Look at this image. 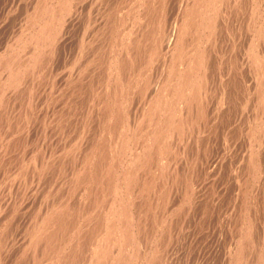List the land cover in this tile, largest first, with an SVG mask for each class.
Wrapping results in <instances>:
<instances>
[{
    "label": "bare ground",
    "instance_id": "bare-ground-1",
    "mask_svg": "<svg viewBox=\"0 0 264 264\" xmlns=\"http://www.w3.org/2000/svg\"><path fill=\"white\" fill-rule=\"evenodd\" d=\"M74 1H78V5H77V2H74ZM93 1V0H92ZM168 1V0H167ZM178 1V0H177ZM185 1V0H184ZM183 0H182V2H184ZM262 1H264V0H262ZM31 2H34V3H32V5H31V7H32V10H34L33 12H32V14H31V12L30 13H28L27 15V20H26V24H25V27H24V25H23V23H21L22 25H23V28H24V30H23V28L22 29H20L19 28V30H20V32L17 34L18 35V39H20L19 41L20 42H18L19 43V45L20 46H22V44L24 45V44H26V48L28 49V51H29V58H28V56H27V58L26 59H23V60H20L19 61V56H21V55H19V53H16L15 51H13L14 49H16V46L15 47H13L12 49V51L13 52H11L10 53V55H12L13 54V56H8L9 54H7L6 52H8L9 53V51H8V48H10V47H8L7 48V51H5V53L7 54V55H2V56H0V57H2L0 60V67L2 66V67H4L5 65V68H6V74H4L5 75V78H4V80L2 81V80H0V95L2 94L3 96H4V85H6L10 90H11V87H12V89H13V92H14V89H17L16 88V85L18 84V83H20V85H21V82H22V80L24 79V77L26 76H28V75H30V77L28 76V78H30V80H31V78L33 77V75H32V73L34 72L33 70L34 69H36V71L37 72H35V74L38 76V78H39V74H40V72L42 71V69L45 67V64L47 65V63H46V60H47V58L48 57H51L50 55V52L52 53V48L53 47H55V46H53V44L55 45V42H56V38L58 37L57 35H58V33H59V31H60V29H61V26H63V25H61V24H63L62 22V20H63V17H64V15L67 13H70L71 11H73L74 9H76V6H79V7H82L81 9H83V7L85 6V4H86V2H85V0H34V1H31ZM110 2H111V0H110ZM159 2L160 1H158L157 2V0H112V2L111 3H109V0L108 1H106V4H111V7H107L108 9V11L106 12V13H103L104 14V17L102 18V20L104 19V21L106 22V26L109 28V35H108V38H109V40H111L112 42H114V43H116V45L114 46V47H117V45H118V52L117 53H115V52H113L112 51V53H113V55L110 57V58H108V56H109V54H107L108 52H105L106 54H107V58H108V60H106V61H104V62H102V60H104V59H101V58H99L98 57V59H96V60H92L93 59V57L91 56V60H92V65H94L95 66V63L97 62V61H99L100 59V61L98 62L99 63V65H103L102 67H104L103 69H104V71H102L101 73H103L104 72V74H102V75H104L103 76V78L101 79V83H99L98 82V79H99V77L97 78V82L100 84V86L99 87H101L102 88V90H101V88L99 89V87H98V85H96L95 84V81L93 82L94 84H93V87H95L94 89L92 88V89H90V94H96V90H98V91H101V92H99L98 94V97L96 98L97 99V106H95V107H100L101 109H102V113L104 114H102L103 115V122L101 121L100 123H101V125L103 126V128H105L106 130V132H105V134H106V136H105V134H103V133H101L102 134V136H105V138H103L102 136V139H98V141L97 142H95V143H93V144H91L90 143V151H93V150H91L92 148H95V147H93V146H96L97 148H99V146H101V145H107L106 146V148H105V150H101V148H100V150H97L96 151V149L97 148H95L94 149V151H93V153L92 152H90L88 149H85L84 151L86 152L87 150L90 152V153H92L91 155H87V157H82V155H83V153H81L82 155H80V159L81 158H85V159H83V160H85V163H84V165L82 166V170H80V171H82L81 173H79L78 171H77V169H78V167H77V169L75 170V171H77L78 173V175L74 178L73 177V179L75 180V182L73 183V184H75L76 185V187H75V191H73L72 190V187H71V185L69 186L70 188H71V193H72V195H74V202H76L75 204H70L69 202L71 201L72 202V200H69V197H71V198H73V196H71L70 194L71 193H68L69 195H68V200H67V195H65L66 196V198H65V196H64V198H63V200H59V201H56L55 199H54V197H56L55 196V194L57 193V192H55L54 193V191L53 192H51V189H49L48 190V188H44V189H46L47 191H46V193L44 192L43 194H42V196L39 198V202H38V206H36L35 204V208H34V210H33V208H32V210H30L31 212L30 213H28L29 214V216H27V218L26 219H24L23 221H22V224H23V227H20L22 230L21 231H19V232H21L20 233V238H19V242H21V243H19V245H20V248L18 247V253H19V255H21V257L23 256V258H25V259H23V260H27L28 262H29V264H74V263H78L79 261H80V259H79V261H77V257L79 256L80 258L82 257V256H85L86 254L85 253H87V252H82V251H84V250H86V248H87V251H89V249H90V254H89V257H90V264H146L147 262L149 263L150 262V264H153V259H155V258H157V263L159 264V262L162 260V259H160V256H161V254H162V252L163 251H165V248L167 249V247H168V245L166 246V245H162V243H164V239H163V236H161L160 235V237L162 238V240H163V242L161 243L160 241H159V244H158V240L159 239H156V241L155 242H157L155 245H154V247H153V249L151 248V250L149 251V249H150V245L154 242V240L152 239L153 238V236L155 237V234H157V230L156 229H158L159 230V228L161 227V228H163L164 227V224L163 223H165V218H163V216L165 217V214L162 216L161 214H163L162 213V209L160 208V211H158V213L159 214H157L156 213V211H155V208L157 207V209L159 208V207H161L163 204V210H164V207H169L171 204H169V206H165V202H167L171 197H170V193H171V195H172V193H174L175 194V192H177L178 190H181V189H176V185H174V187L173 188H175V189H173L172 190V185L174 184V180L176 179V177H175V175H177V177H178V173H177V168H178V166H180L181 168H182V170H181V172H182V174H181V177L180 178H182V177H184V179H186V184H185V186H184V191H183V193H182V195H180L179 196V199L178 200H181V205H180V207L182 206H185V209L184 208H182L183 210H182V212H184L185 211V213H187V214H189L190 216L189 217H192V219H194L193 220V222H194V227H196V225H197V227H198V224H203V226H204V223H205V221H206V219L207 218H209V216H211L210 215V212L208 211V209H204V214H205V211H206V213L207 214H205L204 216L205 217H201V215L203 216V213L201 214V209H203V208H208L207 207V203H210L209 201H213V200H219L220 199V197H221V195L226 191V189L228 188H232V190H233V194H231V197H232V199H233V201L234 202H236V200H239L240 201V203L237 205V206H240V208H238L239 209V211H237V213H238V215H236V217H234L233 218V213L231 214V215H229V216H231L232 218H230L229 216L228 217H226L227 219L228 218H230V219H228V222H227V224H225V227H224V229H225V231H227L228 232V225H230V224H232V223H230V221L232 222V220L231 219H233V221H235V225H234V232L235 233H233V234H235L236 236H233V235H224L223 234V236H225V237H223L222 236V234L221 235H219V237L217 236V237H215L214 239H213V241H214V243L215 242H217V244L218 245H216V248H218V249H220V246L221 247H223V253H224V256L225 255H227L228 256V261H229V264H264V225H262L261 223L262 222H264V221H262L261 222V220H260V224H259V228L260 229H257V227H256V225H255V222L254 221H256L257 220V218L255 219L254 217L256 216L255 215V213H256V211H257V206H256V204L257 203H255V200L258 202L259 201V199H258V197H260V198H263L264 199V180H263V184H261V186H259L260 187V190H259V194H256L255 193V200H254V203H253V196H252V193H253V190L257 187V185H259V184H257L256 186H255V181L259 178V168H260V160L262 159V157H261V159H259V155H252L250 158H247V161H246V163L244 164V167H242V169H241V167H240V169L237 171V172H235V170H234V172L232 171L233 170V168H234V165H235V167H236V163L233 165V163H234V161H233V163H232V166H233V168H232V166H231V168H232V170L231 171H229V172H231L232 173V175H231V177H230V180L232 181L231 182V187L229 186V183H228V180H227V184H226V181L224 182V179L223 180H221V179H219V178H216L217 177V175L219 174V176H220V167L222 166V164H224L222 161H224V159L225 158H227V157H225V155H223V154H217V153H215V154H213L212 152H210V154L209 155H207V156H205V154L204 155H198V154H196V157L195 156H193L194 158H192V162H187L188 164L190 163H192L193 164V162H194V165L195 164H197L196 162H198V164H200L201 166L200 167H202V165H204V167L206 168V170L205 171H203V173H199V170H197L198 168H199V165H198V168L197 167H195V166H190L189 167V165H187L186 164V160H188L189 158L188 157H186V159H182L181 157H183V155H185V154H183L182 155V153H186V149L185 148H187V145H188V138H187V134L191 131V130H193V129H195V128H198V127H200V123L204 120H206L205 119V116L207 117V115L208 114H210L209 112H208V114H207V109L209 108H207L206 106H207V103L205 102V99H206V93H207V88H209L210 86L209 85H207V83H208V79L210 78V77H208V74H207V71H208V66H209V64L211 65V66H213L214 64L211 62V60L209 61V59H210V57H211V54H214V57H220V53L219 52H221L222 50H220L219 49V52L217 53L215 50L216 49H218V46L217 45H215V46H217V48H215L214 49V51H215V53H217L218 54V56H215V53H211V52H208V50H209V46H208V44H207V42H210L209 40H211V42H212V40L216 37H214V35L216 34V32L220 29V26H221V24L219 23V21L218 20H222V19H220V17H221V15L223 14L224 15V10H223V12L224 13H222L221 14V11H222V9H221V7L223 6V7H225V11L227 12V11H229V15L231 14V13H235V11H236V13L238 12H245V11H249L248 12V14H249V16L251 15V13L250 12H252V25L251 26H253V29H254V33H255V37L254 38H256V37H258L260 40H261V38H264L262 35V28H264V26L262 25V24H260L259 25V23H257L259 26L256 28L255 27V22H254V20H257L261 15L260 14H262V12H261V10H260V16L257 18V19H255L257 16H255L256 15V11H257V8H258V5L257 4H259V3H257V1L255 2V0H254V2H253V4H250V1H249V3H248V0H191L190 2H189V0H188V2L187 1H185L184 3V5H182V9H181V12L178 14L179 15V17L180 18H175V20L176 21H173L172 20V22L170 23L169 22V26H168V28L167 29H165L164 28V31L166 32L167 31V38L166 39H164V40H161L162 39V37H158V38H156L157 37V35H159L160 34V32H161V30H160V25H164V23H163V19H164V17H166V16H163L162 14L165 12H159L160 11V9L158 8V6L156 5V4H159ZM163 2H165V0L163 1ZM170 2H172L171 0H170ZM174 2H175V0H174ZM180 2V1H179ZM25 3V2H24ZM98 3H99V1H98ZM165 3H167V2H165ZM169 3V2H168ZM167 3V4H168ZM248 3V4H247ZM252 3V2H251ZM261 3V2H260ZM31 4V3H30ZM100 4H102V3H100ZM99 4V5H100ZM129 4V6H128V8L130 9V11L128 10L127 11V8H126V10H125V8H124V12H122L121 10H120V12L119 13H116L118 10V6H124V5H128ZM178 4V3H177ZM264 3H261V5H263ZM89 5V4H88ZM87 5V6H88ZM97 5V4H96ZM103 5V4H102ZM163 4L161 3V6H162ZM180 4H179V6H181ZM225 5V6H224ZM98 6V5H97ZM101 6V5H100ZM161 6H160V8H161ZM168 6H170V4H168ZM25 7V6H24ZM78 7V8H79ZM131 7H132V10H131ZM165 7V6H164ZM164 7H162L161 8V10L164 8ZM167 7V6H166ZM178 7V6H177ZM85 8V7H84ZM89 8H90V6H89ZM88 8V9H89ZM98 8H99V6H98ZM101 8H102V6H101ZM140 8H145V14L143 15L144 17H141L140 19H142V18H146V20H144V21H142V22H147V25H146V23H145V25L147 26V30H149V31H152L151 30V28L152 29H154V31L158 28V26H159V28L156 30V34H154V36H153V33H151L152 34V36H151V34L149 33V31H147L148 32V34H149V36H146V32H145V30H143V28H141L140 30L142 31H140V30H138V31H134V32H136L135 33V35H133L134 33H132V32H129V31H131V30H128L129 28H128V26L126 25V24H132L133 26H134V21H135V19H136V17H135V19H133V15H134V13L136 12V10L138 11V9H140ZM260 8V7H259ZM80 9V10H81ZM100 9V8H99ZM106 9V8H105ZM119 9H121V8H119ZM164 9H166V8H164ZM167 9H169V8H167ZM178 9V8H177ZM263 9H264V7H263ZM26 10V9H25ZM31 10V11H32ZM115 10H117L116 12H115ZM175 10H176V8H175ZM235 10V11H234ZM83 11H84V9H83ZM104 11H106V10H104ZM103 11V12H104ZM132 11H135L133 14H132V17H129L130 19L132 18V21H128V17H125V15L126 14H128V16L130 15L129 13L130 12H132ZM140 11V10H139ZM144 11V10H143ZM163 11V10H162ZM173 11V10H172ZM259 11V10H258ZM22 12V11H21ZM28 12V11H27ZM66 12V13H65ZM109 12V13H108ZM63 13H65L64 15H63ZM77 13V11L75 12V14ZM80 13V12H79ZM96 13V12H95ZM94 13V14H95ZM98 13V12H97ZM162 13V14H161ZM237 13V14H238ZM74 14V15H75ZM81 14V13H80ZM89 14V13H88ZM177 14V13H176ZM226 14V13H225ZM236 14V15H237ZM243 15H244V13H242ZM21 15V14H20ZM63 15V16H62ZM93 15V14H92ZM96 15V14H95ZM135 15H136V13H135ZM227 15H228V13H227ZM235 15V14H234ZM234 15H230V16H234ZM245 15H246V13H245ZM23 16V15H22ZM116 16H117V18L118 19H115L116 18ZM173 16V15H172ZM238 16V15H237ZM247 16V15H246ZM72 17V16H71ZM81 17V16H80ZM96 17V16H95ZM223 17V16H222ZM225 17H227L228 18V16H225ZM224 17V18H225ZM239 17V16H238ZM243 18H244V16H242ZM241 17V18H242ZM26 18V17H25ZM170 18V17H169ZM169 18H168V20H169ZM219 18V19H218ZM231 18H234V17H231ZM236 18V17H235ZM262 18V17H261ZM71 20L73 19V18H70ZM91 19H94V17L93 18H91ZM178 19V20H177ZM248 19H250V17L248 18ZM247 19V20H248ZM66 20V19H65ZM95 20H97L96 18H95ZM165 20H166V18H165ZM224 20V19H223ZM233 20V19H232ZM232 20H230V23H233L232 22ZM240 20V19H239ZM261 21H262V19H260ZM25 21V20H24ZM23 21V22H24ZM98 21H100V20H98ZM103 21V22H104ZM225 21V20H224ZM243 21H245V22H247L246 20H243ZM243 21H242V23H243ZM250 21V20H249ZM248 21V22H249ZM90 22V21H89ZM88 22V23H89ZM97 22V21H96ZM129 22V23H128ZM141 22V23H142ZM223 22V21H222ZM228 22V21H227ZM235 22H236V20H235ZM237 22H238V20H237ZM248 22H247V24H248ZM71 23V22H70ZM98 23V22H97ZM136 23H138V21L136 20ZM163 23V24H162ZM225 23V22H224ZM239 23V22H238ZM262 23V22H261ZM96 24V23H95ZM104 24V23H103ZM239 24H241V22L239 23ZM247 24H245V23H243V25H246V27H247ZM263 24H264V22H263ZM97 25V24H96ZM100 25V24H99ZM132 25H131V27H132ZM141 25V24H140ZM250 25V24H249ZM92 26H95V25H92ZM101 26V25H100ZM100 26H99V28H100ZM138 26V25H137ZM222 26H223V24H222ZM221 26V27H222ZM102 27V26H101ZM103 27H105V26H103ZM129 27H130V25H129ZM131 27H130V29H131ZM139 27H141V26H139ZM144 27V26H143ZM227 27V26H226ZM232 27V26H231ZM245 27V26H244ZM244 27H242L241 26V28H244ZM250 27V26H249ZM96 28H98V27H96ZM106 28V27H105ZM123 28V30H125L126 28H128L127 30H128V32L127 33H123V31L121 30ZM138 28V27H137ZM163 28V27H162ZM237 28V27H236ZM101 29V28H100ZM103 29V28H102ZM107 29V28H106ZM132 29H134V28H132ZM223 29H224V27H223ZM226 29H229V28H226ZM238 29V28H237ZM240 29V28H239ZM238 29V30H239ZM25 30H27V34H24V31ZM59 30V31H58ZM89 30V29H88ZM95 31L97 30L98 31V29H94ZM121 30V31H120ZM232 30H233V28H232ZM236 30V29H235ZM241 30H243V29H241ZM23 31V32H22ZM96 31V32H97ZM99 31H102V30H99ZM139 31L141 32V33H139ZM153 31V32H154ZM223 31H225V30H223ZM234 31V30H233ZM237 31V30H236ZM244 31H247V30H244ZM23 33V36L22 35H20V34H22ZM96 32H95V34H96ZM103 32V31H102ZM102 32H101V34H102ZM118 32H119V35L118 36H115L116 34H118ZM164 32V33H165ZM221 32H222V30H221ZM230 32V31H229ZM235 32V31H234ZM238 32V31H237ZM237 32H236V34H237ZM94 33V32H93ZM155 33V32H154ZM219 33V32H218ZM223 33V32H222ZM242 33H243V31H242ZM245 33V32H244ZM90 34V33H89ZM89 34L87 33L86 34V36L88 37L89 36ZM100 34V33H99ZM99 34H98V32H97V35L99 36ZM125 34H127L128 35V41L129 40H131V41H129L130 43H127L128 41L127 40H125L124 38H123V35H125ZM131 34L133 35V38H130L131 37ZM229 34H231V33H229ZM236 34H233L234 35V37L235 38H237V35ZM240 34V33H239ZM252 34V33H251ZM16 35V36H17ZM94 34H91V36H93ZM97 35H94V37L96 36L97 37ZM161 35V34H160ZM159 35V36H160ZM225 35V34H224ZM233 35H232V37H233ZM236 35V36H235ZM243 35V34H242ZM11 36V35H10ZM21 36V37H20ZM102 36H103V34H102ZM106 36H107V33H106ZM163 36H164V34H163ZM222 36H223V34H222ZM244 36H247V35H244ZM23 37V38H22ZM90 37V36H89ZM100 37V36H99ZM98 37V38H99ZM104 37V36H103ZM124 37H126V35L124 36ZM141 37H142V39L144 40V39H150L151 40V42L150 43H148V41L146 42V44L148 43V45H149V47H148V49L146 50L145 49V52H146V57H145V59L144 58H141L140 56H138V55H136V53H137V51H139V50H141L140 51V53L139 54H142V52H143V50L141 49L142 47H141V45L142 44H145V40L143 41L142 39H141ZM214 37V38H213ZM218 37H221V35L219 34V36ZM224 37H227V36H224ZM231 37V36H230ZM239 38H240V36H238ZM248 37V36H247ZM13 38V37H12ZM22 38V39H21ZM102 37H100V39H101ZM105 38V37H104ZM203 38H205L206 39V44H207V47L208 48H206V46L205 47H202L201 45H202V43L204 44L205 43V39H203ZM217 38V37H216ZM223 38V37H222ZM251 38H253V36H251ZM11 39V38H10ZM221 39V38H220ZM224 39V38H223ZM230 39H233V38H230ZM241 39V38H240ZM243 36H242V41H243ZM245 39H247L246 37H245ZM8 40V39H7ZM15 40H16V37H15ZM91 40V39H90ZM90 40H88L89 42H90ZM94 40V39H93ZM92 40V41H93ZM102 40H103V38L101 39V42H102ZM105 40V39H104ZM141 40L143 41V42H141ZM201 40H203L202 41V43H201ZM216 40H218V38L216 39ZM225 40H227V41H230V40H228V39H225ZM237 40V39H236ZM235 40V41H236ZM252 40V39H251ZM255 41H257L256 39H254ZM10 41V40H9ZM22 41V42H21ZM55 41V42H54ZM87 41V42H88ZM120 43H119V42ZM127 41V42H126ZM221 41V40H220ZM224 41V40H223ZM226 41V43H228ZM233 42V40H232V43L231 44H233V45H235L234 43H238V41H236V42ZM54 42V43H53ZM88 42V43H89ZM107 42V41H106ZM111 42V43H112ZM166 43L165 45L167 46V47H171V49H170V51H169V53H168V57H166V55H165V53H164V55L162 56V63H161V61H160V63L162 64V65H160L159 67L161 68V70H159V73L157 74V75H159V76H157L156 75V77H155V80H151V79H149V76L146 78L145 76L147 75H145V72L147 71L146 69L150 66V63H154V55H156L158 52L157 51H159V49L158 48H160L161 49V45H162V43ZM225 42V41H224ZM245 42V41H244ZM243 42V43H244ZM8 43V42H7ZM10 43V42H9ZM97 44H98V42H96ZM96 43H95V45H96ZM100 43V42H99ZM111 43H109V45L111 46ZM113 43V44H114ZM236 43V44H237ZM248 43H250V42H248ZM251 43H252V41H251ZM260 44L259 45H261V43L262 42H259ZM15 44V43H14ZM102 44H103V42H102ZM157 44V45H156ZM210 44V43H209ZM217 44H219L218 42H217ZM224 44V43H223ZM241 43H239V45H240ZM257 44H258V41H257ZM263 44H264V42H263ZM263 44H262V47L261 48H263L264 46H263ZM88 45V44H87ZM91 45H93V44H91ZM95 45L93 46V51H94V49H97L99 46H100V44H99V46L97 47V48H95ZM164 45V44H163ZM221 45V44H220ZM242 45V44H241ZM248 45V44H247ZM250 45V44H249ZM253 45H255V44H253ZM258 45V46H259ZM13 46V45H12ZM113 46V45H112ZM111 46V47H112ZM159 46V47H158ZM222 46H225V45H222ZM227 46V45H226ZM257 45H255V46H252L251 45V47L249 46V48L252 50V48L254 47H256ZM258 46H257V48H258ZM22 47H24V46H22ZM21 47V48H22ZM88 47H89V45H88ZM106 47V46H105ZM146 47V48H147ZM158 47V48H157ZM165 47V46H164ZM213 47V46H212ZM212 47L210 48V49H212ZM232 47H234V46H232ZM237 47H238V45H237ZM240 47H242V46H240ZM21 48H20V50H21ZM25 48V47H24ZM90 48V47H89ZM100 48V47H99ZM98 48V49H99ZM109 48V47H108ZM223 49H225V48H228V47H222ZM229 48H230V46H229ZM229 48H228V50H229ZM242 48H244V47H242ZM261 48H259L260 50H261ZM11 49V48H10ZM23 49V48H22ZM87 49V48H86ZM97 49V51H99ZM101 49V48H100ZM104 49H106V48H104ZM112 49V48H111ZM110 49V50H111ZM164 49H166V48H164ZM231 49H233V48H231ZM245 49V48H244ZM246 49H248V48H246ZM256 49V48H255ZM259 49H258V51H259ZM5 50V49H4ZM3 50V51H4ZM18 50V45H17V49H16V51ZM55 50V49H54ZM85 50V49H84ZM115 50V49H114ZM226 51H227V49H225ZM224 50V51H225ZM235 50V49H234ZM241 50V48L239 49V51ZM249 50V49H248ZM247 51L248 53H251L252 55H249V57H251V56H253L252 57V59L251 58H249L248 57V59H251V61L252 60H254V61H252V62H254L255 63V65H257V67L254 65V67H256L257 68V74H253L252 72V74H253V78L256 76V79H254V80H257V79H261V78H263V72H264V59H262L261 58V56L260 55H263V54H260L259 52L257 53V52H255V51ZM263 50H264V48H263ZM3 51H1V52H3ZM25 51V50H24ZM86 51V50H85ZM85 51H84V53H85ZM87 51H89V56H90V49L88 50L87 49ZM115 51H117V49L115 50ZM132 51V52H131ZM210 51V50H209ZM212 51V50H211ZM22 52H23V50H22ZM82 52V51H81ZM160 52H161V50H160ZM165 52H166V50H165ZM213 52V51H212ZM223 52V51H222ZM237 52V51H236ZM244 52V51H243ZM243 52H242V54H243ZM83 52H82V55L84 54ZM87 54H88V52H86ZM92 53V52H91ZM94 53L96 54V51H94ZM94 53H92L93 54V56H95V54ZM105 53H104V55H105ZM167 53V52H166ZM228 53V52H227ZM227 53H224V57L227 55ZM231 53V52H230ZM234 53V52H233ZM232 53V54H233ZM241 53V52H240ZM4 54V53H3ZM50 54V55H49ZM76 54H78L79 55V53L78 52H76ZM87 54H85V55H87ZM91 54V55H92ZM99 54H102L101 52L99 53ZM138 54V53H137ZM144 54V53H143ZM143 54L141 55V56H143ZM162 54V53H161ZM216 54V55H217ZM222 54V53H221ZM229 54V53H228ZM1 55V54H0ZM104 55H102L103 56V58H104ZM234 55V54H233ZM232 55V63L231 64H233L234 62H236L235 61V55L233 56ZM238 55H240L239 53H238ZM244 55H246V58H247V56H248V54H244ZM24 56H26V55H24ZM88 56V57H89ZM96 56H97V54H96ZM99 56V55H98ZM102 56H100V57H102ZM153 56V57H152ZM227 56H229L230 57V54L229 55H227ZM82 57V56H81ZM158 57V56H157ZM223 57V55H222V58H224ZM257 57V58H256ZM52 58V57H51ZM50 58V59H51ZM73 59L74 58H76V57H74V55H73V57H72ZM97 58V57H96ZM256 58V59H255ZM21 59H22V57H21ZM77 59V58H76ZM160 59V60H161ZM227 59H228V57H227ZM227 59H225V60H227ZM81 60H83V62H85L84 61V59H81ZM217 60V59H216ZM220 60H222V59H219V60H217V61H219L220 62ZM229 60V59H228ZM230 60H231V57H230ZM234 60V61H233ZM50 61V60H49ZM88 62L90 61L89 59L87 60ZM86 61V62H87ZM213 62H215L214 60H212ZM242 61V60H241ZM244 61H245V59H243V67H244V65H246V63L244 64ZM1 62H3V64L1 63ZM48 62V61H47ZM82 62V63H83ZM87 62V63H88ZM224 62V61H223ZM249 62V61H248ZM7 63V64H6ZM49 63V62H48ZM81 63V62H80ZM91 63H88V64H91ZM218 63V62H217ZM225 63H227V62H225ZM225 63H223V65H225ZM240 64H241V62H239ZM66 64H67V62H66ZM158 64V63H157ZM213 64V65H212ZM220 64H222V63H220ZM235 64H237V62L236 63H234V65L232 66V67H234L235 68ZM249 64V63H248ZM79 65V64H78ZM82 65H84L85 66V64H82ZM92 65H90V66H92ZM97 65V64H96ZM222 65V66H223ZM227 65V64H226ZM225 65V66H226ZM90 66H88V67H90ZM93 66V68L94 69H96V68H99V67H97L96 66V68ZM218 65H216V67H217ZM248 66H250V65H248ZM247 66V67H248ZM1 67V68H2ZM83 67V66H82ZM151 67V66H150ZM210 67V66H209ZM219 67V66H218ZM228 67L229 66H227L226 68H227V71H228ZM241 67H242V64H241ZM246 67V68H247ZM48 68H49V66H48ZM48 68H46L47 70H48ZM56 68H57V66H56ZM77 68V67H76ZM90 68H92V67H90ZM211 68V67H210ZM226 68H224V69H226ZM237 68V67H236ZM256 68H255V71H256ZM79 69H83V68H79ZM86 69V68H85ZM84 69V70H85ZM100 69H101V67H100ZM221 69V68H220ZM241 70L243 69V68H240ZM248 69V68H247ZM253 69V68H252ZM252 69H250V70H252ZM44 70V69H43ZM46 70V71H47ZM91 70V69H90ZM153 69H151V71H152ZM216 70L218 71L219 69H217L216 68ZM230 67H229V73H230ZM236 72V74L238 73L237 71V69H234ZM49 71V70H48ZM61 71V70H60ZM67 71V70H66ZM86 71H87V69H86ZM85 71V72H86ZM94 71V70H93ZM149 71H150V68H149ZM148 71V72H149ZM217 71H215L216 73H217ZM220 71H222V70H219V73H221ZM223 71H226V70H223ZM226 71V73H228ZM243 71V73H244V70H242ZM249 71V70H248ZM63 72L64 73H66L64 70H63ZM69 72V71H68ZM81 72V71H80ZM88 72V71H87ZM153 72V71H152ZM210 72H211V70H210ZM210 72H208L209 74H210ZM246 72V71H245ZM254 72V71H253ZM73 73V72H72ZM97 73V72H96ZM99 73V72H98ZM153 73H155V71L153 72ZM152 73V74H153ZM225 73V72H224ZM223 73V74H224ZM225 73V74H226ZM234 73V72H233ZM234 73V74H235ZM241 72H239V74H240ZM251 73H250V75H251ZM259 73V74H258ZM1 74V73H0ZM46 74H47V72H46ZM63 75L64 76V74L63 73H60V75ZM76 74V73H75ZM87 74V73H86ZM89 74V73H88ZM94 74V73H93ZM212 74V73H211ZM230 74H232V73H230ZM242 74V73H241ZM42 75H43V73H42ZM56 74H54L53 76H55ZM59 75V76H60ZM67 75H69V74H67ZM100 75V74H99ZM150 75V74H149ZM154 75V74H153ZM213 75H215V74H213ZM221 75L222 74H220V78H221ZM228 75V78L230 79V75L229 74H227ZM233 75V74H232ZM231 75V77H233ZM255 75V76H254ZM45 76H47V75H45L44 74V79H45ZM51 76V75H50ZM58 76V75H57ZM59 76H58V78H59ZM114 78H113V77ZM216 76V75H215ZM219 76V74L217 75V77ZM224 77H226L225 75H223ZM237 76V75H236ZM248 76V75H247ZM247 76H245V78L247 77ZM0 77H1V75H0ZM35 77V76H34ZM41 77V76H40ZM43 77V76H42ZM49 77V76H48ZM89 77V76H88ZM101 77V76H100ZM216 77V79H218ZM223 77V78H224ZM240 77H241V75H240ZM28 78H26V80H28ZM70 78H72L71 80H73L74 78H73V76L71 75L70 76ZM78 78V77H77ZM83 78V77H82ZM150 78H152V76L150 77ZM213 78H215V77H213ZM227 78V79H228ZM236 79V77H233V79ZM249 78V77H248ZM251 78V77H250ZM1 79V78H0ZM35 79H37V78H35ZM35 79H34V81H35ZM40 79V78H39ZM39 79H38V81H39ZM47 79V78H46ZM54 79V78H53ZM55 79H56V77H55ZM90 79V78H89ZM154 79V78H153ZM226 79V78H225ZM232 79V80H233ZM234 79V80H235ZM244 79V78H243ZM43 80V79H42ZM48 80V79H47ZM49 80H50V78H49ZM61 80H65V77L63 78V79H61ZM68 80V77L66 78V80H65V82L67 83V82H70V79H69V81H67ZM150 80V81H149ZM213 80V79H212ZM219 80H221V79H219ZM219 80L217 81L218 83L217 84H219L220 82H219ZM233 80V81H234ZM237 80V79H236ZM235 80V81H236ZM239 80V79H238ZM236 81L237 83L239 82V81H243V80H239V81ZM245 80V79H244ZM251 80V82L253 81L252 79H250ZM40 81H41V79H40ZM44 81V80H43ZM53 81V80H52ZM87 81V80H86ZM86 81H84V82H86ZM214 81V80H213ZM230 80H228L227 82H229ZM263 81V80H262ZM25 82V81H24ZM28 82H32V81H28ZM54 82V81H53ZM61 82V81H60ZM65 82H63V83H65ZM72 82V81H71ZM74 82V81H73ZM80 82V81H79ZM90 82H92V78H91V81ZM209 82H212V81H210L209 80ZM226 82V80L224 81V83ZM254 82V81H253ZM41 83V82H40ZM39 83V84H40ZM43 83V82H42ZM49 83H50V81H49ZM48 82H47V84H49ZM58 83H59V80H58ZM97 83V84H98ZM216 83V82H215ZM215 83H213V86H214V84ZM223 83V84H224ZM231 83V82H230ZM255 83V82H254ZM258 83V82H257ZM35 84H37V82H35ZM44 84V83H43ZM45 84H46V81H45ZM45 84H44V86H45ZM55 84V83H54ZM68 84V83H67ZM67 84H63L64 86L65 85H67ZM72 84V83H71ZM74 84V83H73ZM210 84V83H209ZM221 84V83H220ZM219 84V85H220ZM246 84V83H245ZM259 84V83H258ZM260 84H262V83H260ZM20 85H18V86H20ZM23 85V84H22ZM26 85V84H25ZM25 85H24V87H25ZM30 85V84H29ZM69 85V84H68ZM80 85V84H79ZM95 85V86H94ZM222 85V84H221ZM234 85H236V84H234ZM233 85V86H234ZM238 85V84H237ZM247 85V84H246ZM263 85V84H262ZM40 86H41V88L42 89H44L42 86L43 85H38L37 86V88H40ZM48 86V85H47ZM52 86H55V85H52ZM61 86V85H60ZM63 86V87H64ZM72 86V85H71ZM70 86V87H71ZM97 86V87H96ZM207 86H209V87H207ZM244 86V85H243ZM256 86V85H255ZM258 86V85H257ZM259 86H261V85H259ZM24 87H22V88H24ZM35 87V86H34ZM33 87V88H34ZM62 87V88H63ZM66 87V86H65ZM81 87V86H80ZM85 87V86H84ZM225 86H223V87H221V88H219V89H221V91H223V88H224ZM230 87V86H229ZM228 87V88H229ZM232 87V86H231ZM236 86H234V88H235ZM249 87V86H248ZM247 86H246V88H248ZM263 87V86H262ZM19 88V87H18ZM32 88V87H31ZM32 88V89H33ZM36 88V89H37ZM68 88V87H67ZM72 89H73V87H71ZM74 88H75V86H74ZM76 88H78V87H76ZM89 88H91V86L89 87ZM98 88V89H97ZM134 88H136L135 90H133ZM211 88H213V87H211ZM233 88V87H232ZM237 88V87H236ZM243 88V87H242ZM245 88V87H244ZM252 88V87H251ZM254 88V87H253ZM264 88V87H263ZM7 89V88H6ZM5 89V90H6ZM36 89H34L35 90V92H36ZM64 89H66V88H64ZM63 89V90H64ZM219 89H218V93L220 92L221 93V91H219ZM227 89V88H226ZM255 89H256V87H255ZM261 90H262V88H260ZM24 90V89H23ZM40 90V89H39ZM60 90V89H59ZM74 90V89H73ZM73 90H70L69 92H73ZM83 90V89H82ZM215 90H217V89H215ZM214 90V91H215ZM228 90V89H227ZM250 90V89H249ZM7 91V90H6ZM16 91V90H15ZM17 91H19V90H17ZM16 91V92H17ZM33 91V90H32ZM46 91V90H45ZM51 91V90H50ZM61 91V90H60ZM76 91V90H75ZM78 91V90H77ZM89 91V90H88ZM97 91V92H98ZM109 91H110V93H109ZM134 91H136L137 92V94H135L136 96H134V97H132L131 96V93L132 92H134ZM263 91V90H262ZM15 92V93H16ZM37 92H40V91H38V89H37ZM36 92V93H37ZM47 92V91H46ZM59 92V91H58ZM62 92V91H61ZM71 92V93H72ZM87 92V91H86ZM84 92L83 93V95L85 96L87 93H89V92ZM208 92H209V90H208ZM229 92H230V90H229ZM238 92H239V90H238ZM244 92V91H243ZM256 93L258 92V90H256L255 91ZM255 92H253V93H255ZM25 94L24 95H26V93H28L29 95H30V93H29V91L28 92H24ZM32 93V92H31ZM36 93H35V95H36ZM43 93H45V92H43ZM75 93V92H74ZM86 93V94H85ZM135 93V92H134ZM210 93V92H209ZM216 93H217V91H216ZM219 93V94H220ZM224 93V92H223ZM223 93H221V94H223ZM235 93V92H234ZM236 93H237V90H236ZM244 93H247V92H244ZM244 93H242V94H244ZM252 93V94H253ZM262 93V94H261ZM261 93H259V95H258V98H256V99H254V98H252V95H251V98H252V100H255V101H257V99H259V101H258V104L260 103V104H262L263 102H264V92H261ZM23 94V93H22ZM33 94V93H32ZM31 94V95H32ZM38 94V93H37ZM52 94V93H51ZM60 95H61V93H59ZM66 94V93H65ZM79 94H81V93H79ZM133 94V93H132ZM227 93H225V95H226ZM249 94V93H248ZM28 95V97H30ZM34 95V94H33ZM32 95V96H33ZM34 95V96H35ZM41 94H39L38 96H35L36 98L38 97V98H40V97H44V96H40ZM57 95H58V93H57ZM59 95V96H60ZM62 95H64V93L62 94ZM61 95V96H62ZM70 95H73V94H70ZM82 95V94H81ZM80 95V96H81ZM147 95V96H146ZM212 95H214V94H212ZM230 95H231V92H230ZM235 95H237V94H235ZM234 95V96H235ZM240 95V94H239ZM12 96V95H11ZM18 96V95H17ZM31 96V97H32ZM34 96L32 97V99L34 98ZM59 96H57V98H55V99H58V97ZM60 96V97H61ZM65 96V95H64ZM67 96H68V94H67ZM67 96H65V98H67ZM77 96H78V94H77ZM92 96V95H91ZM91 96H88V97H91ZM229 96V95H228ZM248 96V95H247ZM256 96V95H255ZM1 98H2V96H0ZM16 97V96H15ZM54 97H56V95H54ZM63 97V96H62ZM62 97H61V100H62ZM72 97L73 96H71V99H72ZM224 97V96H223ZM236 97V96H235ZM234 97V98H235ZM242 97H244V96H242ZM7 98H8V100L10 101V99H9V97H3V99H6V101H8L7 100ZM12 98V97H11ZM18 99L20 98V95H19V97H17ZM16 98V99H17ZM24 98V97H23ZM47 98V97H46ZM70 98V97H69ZM78 98V97H77ZM134 98V99H133ZM211 98V97H210ZM233 98V99H234ZM238 98V97H237ZM245 98V97H244ZM247 98V97H246ZM2 99V100H3ZM15 99V98H14ZM13 99V100H14ZM29 99V98H28ZM48 99V98H47ZM54 99V100H55ZM63 99H64V97H63ZM91 99V98H90ZM92 99H93V97H92ZM94 99H95V96H94ZM135 99H137V101L135 100ZM250 99V98H249ZM248 99V100H249ZM2 100L0 99V103L2 102ZM19 100H21V99H19ZM69 100V99H68ZM74 100V99H73ZM78 100V99H77ZM130 100V101H129ZM134 100H135V102H134ZM208 99H206V101H207ZM222 100H223V98H222ZM227 100H230V99H228L227 98ZM236 100V99H235ZM239 100H241V99H239ZM245 101H248L247 99H244ZM4 101V100H3ZM8 101V103L10 104V102ZM17 101V100H16ZM34 101V100H33ZM42 101V100H41ZM44 101V100H43ZM56 101V100H55ZM66 101V100H65ZM84 101V100H83ZM87 100L85 99V102H86ZM90 101V100H89ZM145 101V102H144ZM216 101H219L220 103H222V102H225V99H224V101H221V100H218V99H216ZM215 101V102H216ZM231 101V100H230ZM229 101V102H230ZM5 102V101H4ZM13 102V101H12ZM36 102V101H35ZM37 102H39V101H37ZM47 102V101H46ZM63 102V101H62ZM69 102V101H68ZM129 102V103H128ZM130 102H132V103H137V105L138 106H140L139 105V103L141 102V106H140V108L139 109H137L138 110V112H137V110H135L134 111V113H133V109L132 110H130L132 107H130ZM139 102V103H138ZM218 102V103H219ZM241 102V101H240ZM242 102H244L243 101V99H242ZM242 102H241V105H242ZM3 103V102H2ZM18 103V102H17ZM33 103V102H32ZM75 103V102H74ZM80 103H81V101H80ZM80 103H78V104H80ZM226 103H228V102H226ZM225 103V104H226ZM235 103H237V101H235L234 102V104ZM247 104V102H244L243 103V105L244 104ZM248 103H250V101H248ZM18 104H20V103H18ZM17 104V105H18ZM35 104V103H34ZM34 104H32V106L34 105ZM49 104H51V102L49 103ZM64 104V103H63ZM66 104V103H65ZM73 104V103H72ZM71 104V105H72ZM86 104H87V102H86ZM210 104V103H209ZM215 104V103H214ZM228 104H232V105H234L233 103H228ZM227 104V105H228ZM252 104V103H251ZM6 106H7V103L5 104ZM4 105V103H3V106H2V104H0V109H2V107H4L5 106ZM23 105H24V103H23ZM54 105H55V102H54ZM70 105V106H71ZM94 105V104H93ZM92 105V106H93ZM133 105V104H132ZM136 105V104H135ZM135 105H133V107L135 106ZM137 105L134 107V109L137 107ZM219 105V104H218ZM220 105H222V106H224L223 105V103L222 104H220ZM219 105V107H221ZM232 105H231V107H232ZM240 104H239V106H241ZM253 105H257L256 104V102H254V104ZM264 105V104H263ZM12 106V105H11ZM19 106V105H18ZM22 106V105H21ZM41 106V105H40ZM209 106V105H208ZM216 106V105H215ZM215 106H213V108L215 107ZM235 106H237V105H235ZM246 106V105H245ZM249 106H251V105H249ZM259 106V105H258ZM258 106H256V107H252L253 108V110H254V108H257ZM17 107V106H16ZM59 107V106H58ZM68 107V106H67ZM66 107V108H67ZM218 107V109H220ZM230 107V108H231ZM241 107H243V106H241ZM5 108V107H4ZM9 108V106L7 107V109ZM35 108V107H34ZM74 108V107H73ZM93 108V107H92ZM138 108V107H137ZM225 108H226V106H225ZM229 108V109H230ZM234 108H236V107H234ZM244 108H246V107H244ZM252 108H251V110H252ZM6 109V108H5ZM4 109V110H5ZM13 109V108H12ZM15 109V108H14ZM42 109V108H41ZM49 109V108H48ZM54 109V108H53ZM65 109V107L63 108V110ZM89 109V108H88ZM99 109V108H98ZM227 109H228V107H227ZM228 109V110H229ZM261 109V108H260ZM9 110H11V109H9ZM65 110H67V109H65ZM69 111L71 110V108L70 109H68ZM76 110H78V109H76ZM93 110V109H92ZM209 111H211L212 109L210 108V109H208ZM228 110H226V111H228ZM234 110V109H233ZM237 110V109H236ZM240 110H241V108H240ZM253 110H252V114H254L255 113V111L253 112ZM262 110H264V108L262 109ZM7 111L8 110H5V112L4 111H2V112H4V113H7ZM16 111H17V109H16ZM25 111V110H24ZM86 111H87V108H86ZM89 111V110H88ZM96 111V110H95ZM99 111V110H98ZM98 111H97V113H98ZM213 111H214V113L216 114V112H215V109H213ZM216 111H217V114H218V110L216 109ZM224 111H225V109H224ZM223 111V112H224ZM225 111V112H226ZM241 111H245V110H241ZM261 111V110H260ZM2 112H0V113H2ZM21 112V111H20ZM23 112V111H22ZM26 112V111H25ZM25 112H23V113H25ZM31 112V111H30ZM30 112H29V114H30ZM34 112V111H33ZM37 112V111H36ZM41 112H42V110H41ZM52 112H54V111H52ZM60 112V111H59ZM65 112V111H64ZM81 112V111H80ZM230 112V111H229ZM238 112V113H237ZM239 112L240 111H236V113L238 114V115H236V118H239V117H237V116H239L240 114H239ZM246 112H248V111H246ZM257 112H258V110H257ZM10 113H13V112H10ZM27 113V112H26ZM55 113V112H54ZM75 113V112H74ZM77 113H78V111H77ZM92 113H93V111H92ZM213 113V112H212ZM221 113V112H220ZM219 113V114H220ZM227 113V112H226ZM264 113V112H263ZM262 113V114H263ZM56 114V113H55ZM66 114V113H65ZM64 114V115H65ZM76 114V113H75ZM74 114V115H75ZM91 114V113H90ZM96 114V113H95ZM129 114H131L130 116H133L132 117V119L129 117ZM222 114V113H221ZM224 114L225 113H223V116H224ZM233 114V113H232ZM243 114V113H242ZM241 114V116H244V115H242ZM244 114H245V112H244ZM16 115V114H15ZM26 115V114H25ZM31 115V114H30ZM61 115H62V113H61ZM77 115V114H76ZM213 116L212 117H214V114H212ZM235 115V114H234ZM249 116H253V115H250V114H248ZM255 115H256V113H255ZM254 115V116H255ZM261 115V114H260ZM11 117L12 118V116L11 115H8V114H6V117ZM35 116V115H34ZM37 116V115H36ZM45 116V115H44ZM58 116V115H57ZM60 116V115H59ZM93 116V115H92ZM97 116V115H96ZM217 116V115H216ZM222 116V115H221ZM226 116V115H225ZM224 116V117H225ZM228 116V115H227ZM226 116V117H227ZM249 116H246V118L247 117H249ZM261 116H263V115H261ZM2 116H0V118H1ZM3 117H5L4 116V114H3ZM6 117L4 118V119H6ZM14 117H16V116H14ZM40 117V116H39ZM66 117V119H67V115L65 116ZM78 117H79V115H78ZM95 117V116H94ZM211 116H210V118H212ZM256 117L257 118H259L257 115H256ZM264 117V116H263ZM22 118V117H21ZM37 119H38V117H36ZM36 118H35V120H36ZM57 118V117H56ZM63 118V117H62ZM91 118V117H90ZM101 117H99V119H100ZM232 118H235V116L233 117V115H232ZM245 118V117H244ZM251 118H253V120H254V118L255 117H250V119ZM256 118V119H257ZM30 119H32V118H30ZM60 119V118H59ZM65 119V120H66ZM68 119H70V118H68ZM85 119V118H84ZM98 119V120H99ZM107 119L108 120H110V124L109 123H106V122H104L105 120L107 121ZM218 119V118H217ZM222 119H224L223 117H222ZM222 119H220V123H221V126L223 127V123L222 122H224V121H222L221 122V120ZM231 118H229V120H230ZM240 119H241V117H240ZM239 119V120H240ZM27 119H25V121H26ZM55 120V119H54ZM81 120V119H80ZM86 120H88V119H86ZM91 120V119H90ZM98 120H97V122H98ZM101 120V119H100ZM214 121H216L215 119H213ZM228 120V119H227ZM233 120V119H232ZM232 120H230V123H234V122H231ZM238 120V122H240ZM248 120V119H247ZM260 122L259 123H263L264 121V118H263V120L262 119H258ZM258 120H256L257 122H258ZM1 121V124H3L2 122V119L0 120ZM57 120H55V122H56ZM61 121V120H60ZM59 121V122H60ZM234 121H236V119L234 120ZM243 121V120H242ZM245 121V120H244ZM29 122V121H28ZM34 122V121H33ZM47 122H50V121H47ZM53 122V121H52ZM58 122V121H57ZM56 122V123H57ZM69 122H71V121H69ZM73 122V121H72ZM75 122V121H74ZM84 122V121H83ZM88 121H86V123H87ZM94 122V121H93ZM219 122H218V124H219ZM248 122V121H247ZM247 122H246V124H247ZM250 122H251V120H250ZM257 122H254V123H257ZM8 123V122H7ZM6 123V124H7ZM9 123H10V121H9ZM8 123V124H9ZM24 123V122H23ZM90 123V122H89ZM96 123V122H95ZM94 123V124H95ZM99 123V124H100ZM212 123V122H211ZM229 123V124H230ZM237 123V122H236ZM245 123V122H244ZM249 123V122H248ZM258 123V124H259ZM35 124V123H34ZM54 124V123H53ZM60 125L62 124V121L59 123ZM64 124H65V121H64V123H63V125H62V127L64 126ZM70 124V123H69ZM73 124V123H72ZM79 124V123H78ZM82 124H84V123H82ZM202 124V123H201ZM206 124H208V123H206ZM216 125V126H214V125H211L212 126V129H213V126H214V128L216 129V127H218L219 128V125ZM226 124H227V121L225 122V126H226ZM240 124H241V122H240ZM249 124H251V123H249ZM248 124V125H249ZM257 124V127L259 126ZM264 124V123H263ZM3 125H5V123L3 124ZM17 125V124H16ZM24 125V124H23ZM22 125V126H23ZM38 125V124H37ZM209 125H210V123H209ZM233 125L234 124H232V130H234V128H233ZM236 125V124H235ZM235 125H234V127H235ZM252 125H254V124H252ZM8 126H10V124L8 125ZM18 126V125H17ZM16 126V127H17ZM29 126H31V124L29 125ZM28 126V127H29ZM34 126V125H33ZM39 126H41V125H39ZM43 126H44V124H43ZM54 126V125H53ZM66 126V125H65ZM70 126V130H71V132L70 133H73V131H74V129L75 128H73V131H72V129H71V125H69ZM204 126V125H203ZM211 126H210V128H211ZM221 126H220V128H221ZM261 126H264V125H261ZM68 127V126H67ZM73 127V126H72ZM77 127H80V126H77ZM76 127V128H77ZM86 127V126H85ZM91 127V126H90ZM94 127V126H93ZM99 127V126H98ZM237 127V126H236ZM235 127V128H236ZM240 127V126H239ZM246 127V125L243 127V129ZM34 128V127H33ZM57 128H59V126H57ZM100 128V127H99ZM202 128L203 127H200V128H198V129H201L202 130ZM219 128V129H220ZM251 128H254L255 129V127H251ZM259 129L261 128L260 126L258 127ZM17 129H19V128H17ZM29 129V128H28ZM60 129V128H59ZM59 129H56V130H59ZM65 129V130H66ZM84 129V128H83ZM96 129H98V128H96ZM96 129H95V131H96ZM205 130H206V126H205V128H204ZM204 129H203V131H204ZM229 129H231V127L229 128ZM228 129V130H229ZM247 129H248V127H247ZM249 129H250V127H249ZM248 129V130H249ZM8 129L6 128V131H7ZM11 130V129H10ZM30 130H32V129H30ZM42 130V129H41ZM53 130V129H52ZM76 130H78V129H75V132H76ZM224 130H227V129H223V131ZM231 130V131H232ZM263 130H264V128H263ZM262 130V132H264ZM4 130H2V132H3ZM11 131H13V130H11ZM27 131V130H26ZM82 132L84 131V130H81ZM90 131V130H89ZM203 131H201V132H203ZM207 131V130H206ZM213 131V130H212ZM215 131V130H214ZM221 131V130H220ZM238 130L236 129V132H237ZM241 131H242V128H241ZM240 130L237 132V133H239V132H241ZM243 131H245V129L243 130ZM252 131H254V130H252ZM0 132L1 134H3V133H5V132ZM28 132V131H27ZM64 132V131H63ZM86 132V131H85ZM193 132H195V131H193ZM197 132V131H196ZM195 132V133H196ZM209 132L210 131H207V133L209 134ZM229 132V131H228ZM233 132H235V131H233ZM235 132V134L236 135H238L237 133ZM245 132H248L247 130L245 131ZM244 132V133H245ZM257 132H261V130L260 131H258V129H257ZM261 132V134H263ZM10 133V132H9ZM8 133V134H9ZM16 133V132H15ZM24 133V132H23ZM26 133V132H25ZM24 133V134H25ZM35 133V132H34ZM51 133V132H50ZM65 133V132H64ZM64 133H60V134H62V135H65L66 133H67V131H66V133L64 134ZM69 133V134H70ZM77 133V132H76ZM75 133V134H76ZM192 133V132H191ZM206 133V134H207ZM216 133V132H215ZM218 133H220L219 132V130H218ZM218 133H217V135H218ZM221 133H223L222 131H221ZM225 133V136H226V134H228L227 133V131L226 132H224ZM251 133V132H250ZM250 133H249V135H250ZM253 133V132H252ZM251 133V134H252ZM21 134V133H20ZM75 134H72V135H75ZM88 134V133H87ZM92 134H93V132H92ZM190 134V133H189ZM193 134V133H192ZM198 134V133H197ZM204 134V133H203ZM202 134V135H203ZM207 134V136H209ZM211 134H213L214 135V132L213 133H211ZM210 134V135H211ZM234 134V133H233ZM242 134V133H241ZM260 134V133H259ZM258 134V135H259ZM25 135H27V134H25ZM25 135H23L24 137H25ZM39 135V134H38ZM44 135V134H43ZM57 135V134H56ZM79 135H82V134H79ZM98 135H100V134H98ZM194 135V134H193ZM192 135V136H193ZM199 135V134H198ZM197 135V136H198ZM221 135H223V134H221ZM221 135H218V136H221ZM235 135V136H236ZM256 135V134H255ZM2 136V135H1ZM12 136H13V134H12ZM66 136H68V135H66ZM89 136V135H88ZM94 136V135H93ZM199 136H201V135H199ZM204 136V135H203ZM212 136V135H211ZM217 136V137H218ZM224 136V137H225ZM245 136V135H244ZM260 136H262V135H260ZM10 137V136H9ZM22 137V136H21ZM52 137V136H51ZM57 137H58V135H57ZM56 137V138H57ZM63 137V136H62ZM118 137L120 138V139H118ZM216 137V136H215ZM215 137H213L214 138V140H215ZM216 137V138H217ZM229 137V136H228ZM237 137V136H236ZM242 137V136H241ZM249 137V136H248ZM254 137V136H253ZM259 136H257V138H258ZM1 138V137H0ZM17 137H15L14 139H16ZM19 138V137H18ZM18 138H17V140H18ZM54 138H55V136H54ZM80 138H82V137H80ZM79 138V139H80ZM90 138H92V137H90ZM96 138H98V137H96ZM106 138H108V140L106 139ZM118 139V140H115V139ZM200 138V137H199ZM212 138V137H211ZM220 138V137H219ZM221 138L223 139V137L221 136ZM226 138H227V136H226ZM226 138H225V140H226ZM234 138V137H233ZM247 138V135H246V137H244V139H246ZM250 138V137H249ZM259 138H261V137H259ZM4 139H6L7 140V138L5 137ZM30 139H32V138H30ZM61 139V138H60ZM63 139V138H62ZM195 139V138H194ZM201 139H203V138H201ZM210 139V138H209ZM218 139V138H217ZM216 139V140H217ZM239 139H240V136H239ZM248 139V138H247ZM252 139V141H253V139L254 138H250V140ZM263 139V137L261 138V140ZM3 140V139H2ZM13 140V139H12ZM55 140H58V139H55ZM66 140V139H65ZM87 140V139H86ZM205 140H206V138H205ZM224 140V139H223ZM228 140H230V139H228ZM242 140H243V138H242ZM254 140H256V139H254ZM261 140L259 141L258 140V142H259V144L260 143H262L261 142ZM8 141H9V139H8ZM8 141H4V143L5 144H8L9 143V145H10V142H8ZM59 141V140H58ZM84 141V140H83ZM189 141H191V140H189ZM192 141H194V140H192ZM201 141V140H200ZM199 141V143H201ZM203 141V140H202ZM210 141H212L211 139H210ZM222 141V140H221ZM232 141H234V140H232ZM241 141V140H240ZM248 140H246L245 142H247ZM251 141V142H252ZM3 142V141H2ZM15 142H17L16 140H15ZM14 142V144H16ZM18 142H20V139H19V141ZM23 141H21V143H22ZM72 142V141H71ZM74 142V141H73ZM72 142V143H73ZM88 142H91L90 140L88 141ZM204 142V141H203ZM217 142V141H216ZM228 142V141H227ZM226 141H225V144L227 143ZM242 142H244V140L242 141ZM241 142V143H242ZM250 142V143H251ZM84 143V142H83ZM171 143V144H170ZM198 143V144H199ZM208 142H206L205 141V145L207 144ZM231 144H232V142H230ZM241 143H240V145H241ZM253 143H255L256 144V141L255 142H253ZM1 144V143H0ZM4 144V145H5ZM27 144V143H26ZM25 144V145H26ZM63 144V143H62ZM69 144V143H68ZM77 144V143H76ZM79 144L80 143H78V145L77 146H79ZM191 144V143H190ZM197 144V145H198ZM210 144H211V142H210ZM214 144H217V143H214ZM219 144V143H218ZM217 144V145H218ZM238 144V143H237ZM245 144H247V143H245ZM245 144H243V146L242 147H244V146H246ZM258 144V143H257ZM3 145V144H2ZM3 145V146H4ZM17 145H18V143H17ZM19 145H20V143H19ZM18 145V146H19ZM23 145V144H22ZM67 145V144H66ZM196 145V144H195ZM197 145H196V148H197ZM200 145H202V143L201 144H199V146ZM208 145V144H207ZM221 145V144H220ZM226 145H228V144H226ZM225 145V146H226ZM234 144H232L231 145V147L233 146ZM236 145V144H235ZM253 145V144H252ZM261 145V144H260ZM6 146V145H5ZM16 146V145H15ZM31 146V145H30ZM68 146V145H67ZM70 146H71V144H70ZM73 146V145H72ZM84 146V145H83ZM83 146L81 147V148H83ZM172 148H170V147ZM193 146V145H192ZM203 146V145H202ZM202 146L199 148V149H201L202 148ZM209 146V145H208ZM225 146H224V144H223V147H224V149H225ZM230 146V145H229ZM229 146H227V147H229ZM239 146V145H238ZM256 146V145H255ZM263 146V145H262ZM7 147V146H6ZM12 147L14 148V146L12 145ZM27 147V146H26ZM33 147H35V146H33ZM88 147V146H87ZM104 147V146H103ZM204 147V146H203ZM211 147V150H213V148L215 147H213V146H210ZM209 147V148H210ZM213 147V148H212ZM221 147H222V145H221ZM220 147V148H221ZM231 147H229V148H231ZM3 148V147H2ZM10 148H11V146H10ZM17 148V147H16ZM18 148H20V147H18ZM57 148V147H56ZM70 148V147H69ZM81 148H80V150H81ZM208 148V147H207ZM206 148V149H207ZM228 148V149H229ZM233 148V147H232ZM237 148V147H236ZM256 148H259L258 146H256ZM15 149V148H14ZM67 149V148H66ZM65 149V150H66ZM185 149V150H184ZM188 149V148H187ZM193 150H191L190 149V151H194V148H192ZM223 149V148H222ZM238 149V148H237ZM241 149H243V148H241ZM245 149V148H244ZM244 149H243V151H244ZM247 149V148H246ZM6 150V149H5ZM15 150H17V149H15ZM22 150V149H21ZM26 150V149H25ZM42 150H44V148L42 149ZM48 150V149H47ZM60 150V149H59ZM72 150V149H71ZM171 150H173V153L171 152ZM204 150V149H203ZM209 151H210V149H208ZM236 150V149H235ZM248 150H249V152H250V150H252L251 149V145H250V149L248 148ZM255 150V149H254ZM257 150V149H256ZM19 151V150H18ZM31 151V150H30ZM197 151V150H196ZM196 151H194L193 153L195 154L196 153ZM201 151H202V149H201ZM206 151V150H205ZM228 151H230V150H228ZM232 151V150H231ZM230 151V152H231ZM233 151H234V149H233ZM238 151H240L239 149H238ZM242 151V150H241ZM246 151V150H245ZM245 151H244V153H245ZM258 151H260V150H258ZM258 151H255V152H258ZM22 152H24V151H22ZM21 152V153H22ZM27 152V151H26ZM55 152V151H54ZM69 152V151H68ZM172 153V154H174L176 157H172V158H176V161L178 162V163H176V165L174 164V163H172V161H171V163L172 164H174V165H172V164H170V157L169 156H167L166 157V155L168 154V153ZM191 152V153H192ZM204 152V151H203ZM214 152H217V150H215ZM219 152V151H218ZM248 152V151H247ZM254 152V153H255ZM261 152V151H260ZM1 154L3 153V152H0ZM15 153V152H14ZM18 153H20V152H18ZM35 153H37V152H35ZM51 154H53L52 152H50ZM49 152L48 153H44V155L46 156V154H50ZM56 153V152H55ZM63 153H64V151H63ZM74 153V152H73ZM190 154V155H194V154ZM212 153V154H211ZM226 153V152H225ZM235 153V152H234ZM233 153V154H234ZM236 153H237V150H236ZM242 153V152H241ZM251 153V152H250ZM0 154V155H1ZM31 154V153H30ZM42 154H43V152H42ZM75 154V153H74ZM77 154V153H76ZM247 154H249V153H247ZM246 154V155H247ZM260 154V153H259ZM19 155V154H18ZM37 155H38V153H37ZM71 155V154H70ZM86 154H84L83 156H85ZM171 155V154H170ZM201 156V157H198V156ZM227 155V154H226ZM230 155V154H229ZM238 155H240L239 153H238ZM261 155H263V154H261ZM8 156V155H7ZM6 156V157H7ZM22 156H23V153H22ZM31 156V155H30ZM29 156V157H30ZM43 156V155H42ZM61 156V155H60ZM233 156V155H232ZM244 156V155H243ZM248 156V155H247ZM26 157V156H25ZM57 157V156H56ZM56 157H55V159H56ZM69 157V156H68ZM72 157V156H71ZM234 157V156H233ZM237 157V156H236ZM239 157V156H238ZM249 157V156H248ZM12 158H13V156H12ZM21 158V157H20ZM26 158H28V156L26 157ZM36 158V157H35ZM41 158V157H40ZM39 158V159H40ZM43 158H45V157H43ZM50 158V157H49ZM62 158V157H61ZM242 158H244V157H242ZM242 158H240L241 160H242ZM16 159V158H15ZM29 159V158H28ZM34 159V158H33ZM38 159V158H37ZM42 159V158H41ZM63 159V158H62ZM65 159V158H64ZM74 159H75V157H74ZM231 159V158H230ZM234 159V158H233ZM238 159V158H237ZM239 159V160H240ZM245 159V158H244ZM4 160V159H3ZM3 160H1L2 162H3ZM31 160V159H30ZM35 160V159H34ZM33 160V161H34ZM43 160H45V159H43ZM42 160V161H43ZM49 160V159H48ZM59 160H61V159H59ZM82 160V159H81ZM165 160H167L166 161V163H165ZM184 160V161H183ZM190 160V159H189ZM229 160V159H228ZM227 160V161H228ZM240 160V161H241ZM249 160V161H248ZM15 161V160H14ZM18 161V160H17ZM25 161V160H24ZM37 161V160H36ZM35 161V162H36ZM41 161V160H40ZM66 161V160H65ZM78 161V160H77ZM76 161V162H77ZM92 161V162H91ZM175 161V160H174ZM181 161H183L185 164L184 165H182V163H180ZM226 161V162H227ZM236 161H238V160H236ZM4 162H5V160H4ZM51 162V161H50ZM56 162V163H55ZM69 162V161H68ZM75 162V164L76 165H78L77 163ZM263 162V161H262ZM18 163H20V162H18ZM29 163V162H28ZM31 163V162H30ZM45 163H46V161H45ZM49 163V162H48ZM48 163H46V164H48ZM54 163H55V165L58 163L57 161H54ZM54 163H52V165H54ZM66 163V162H65ZM64 163V164H65ZM80 163V162H79ZM81 163H82V161H81ZM126 163V164H125ZM15 164V163H14ZM35 164V163H34ZM42 164H43V162H42ZM60 165H61V163H59ZM63 164V163H62ZM67 164V163H66ZM74 164V165H75ZM229 165H231L230 163H228ZM227 164V165H228ZM241 163H239V165H240ZM16 165V164H15ZM27 165H29V164H27ZM31 165L33 166V168L31 167ZM52 165L49 163V165L48 166H51L52 167ZM54 165V166H55ZM170 165L172 166V167H170ZM226 165V164H225ZM225 165H223V168L225 167ZM228 165V166H229ZM242 165H243V162H242ZM39 166H41V163L39 162ZM47 166V165H46ZM56 166H58V164L56 165ZM66 166V165H65ZM68 166V165H67ZM80 166V165H79ZM183 166V167H182ZM228 166H226V167H228ZM238 166V165H237ZM6 167V166H5ZM25 167V166H24ZM23 167V168H24ZM29 167V166H28ZM28 167H25L24 169L22 168L21 170H18L19 172H18V175H17V177H18V179L17 178H15V177H13L11 180H9L8 178V183H9V185H11V184H15L16 182L19 184L17 187H16V185H17V183H16V185H15V189L16 190H18V192H20L21 193V195H22V193L23 192H27L31 187H33V189H34V187L35 186H33V184L35 183V184H37L38 182H39V180L42 178L41 176L43 175H40V173H39V175H38V177H37V179H33L32 180V178H33V175L32 174H35L34 173V165L33 164H30V169H32V173H30V169L28 168ZM42 167V166H41ZM51 167H49V168H51ZM76 167V166H75ZM74 166H73V168H75ZM194 167H195V169L198 171H196L195 169H194ZM0 168H2V167H0ZM16 168V167H15ZM14 168V169H15ZM38 169H39V167H37ZM45 167L43 166L41 169L43 170ZM55 168V167H54ZM53 168V169H54ZM57 168V167H56ZM55 168V169H56ZM58 168H60V167H58ZM62 168V167H61ZM180 168V169H181ZM17 169V168H16ZM64 169V168H63ZM72 169V168H71ZM71 169H69V171L71 170ZM80 169V168H79ZM78 169V170H79ZM251 169H253L254 170V172L253 171H251ZM264 168L262 167V170H263ZM35 170H37L36 168H35ZM45 170H46V168H45ZM44 170V172L42 171V173H45L46 171ZM51 170V169H50ZM57 170V169H56ZM224 170V169H223ZM226 170V169H225ZM261 170V171H262ZM2 172H3V170H1ZM5 171H6V168H5ZM8 171V170H7ZM10 171H11V169H10ZM39 171H41L40 169H39ZM58 171V170H57ZM56 171V172H57ZM61 171V170H60ZM60 171H58V172H60ZM67 171V170H66ZM12 172V171H11ZM17 172V171H16ZM51 172V171H50ZM52 172H54V171H52ZM56 172H55V174H56ZM57 172V173H58ZM63 172V171H62ZM65 172V171H64ZM63 172V173H64ZM71 172V171H70ZM73 172V174H74V170L72 171ZM72 172H71V174H72ZM223 172V171H222ZM226 172H227V170H226ZM225 171H224V174L226 173ZM228 172V173H229ZM264 172V171H263ZM9 171H8V175H9ZM76 173V172H75ZM250 173L252 174L253 173V175H251L252 177H251V180H250ZM70 174V173H69ZM223 174V175H224ZM263 174V173H262ZM6 175H7V173H6ZM48 175V174H47ZM47 175H45V176H47ZM52 175H53V173H52ZM60 175V174H59ZM62 175H67V174H62ZM222 175V174H221ZM228 175V174H227ZM230 175V174H229ZM228 175V176H229ZM1 176H2V173H1ZM3 176H5L4 174H3ZM14 176V175H13ZM44 176V175H43ZM70 176V175H69ZM73 176V175H72ZM51 177H53V176H51ZM50 177V181H52V178ZM67 176H64V179L66 178ZM179 177H178V180H180L179 179ZM223 177H225V176H223ZM1 178V177H0ZM5 178H6V176H5ZM4 178V179H5ZM46 178V177H45ZM48 178V177H47ZM57 178V177H56ZM55 178V179H56ZM228 178V177H227ZM44 178H42V180H43ZM49 179V178H48ZM59 179V178H58ZM45 180V179H44ZM44 180H43V182H44ZM70 180H72L71 178H70ZM92 180H94V181H92ZM182 180V179H181ZM180 180V181H181ZM230 180H229V182H230ZM255 180V181H254ZM5 181V180H4ZM29 181V184H27L26 182H28ZM41 181V180H40ZM47 181H49V180H47ZM53 181H57V180H53ZM62 181H63V179H62ZM91 181L93 182V183H91ZM254 181V182H253ZM6 182V181H5ZM69 182V181H68ZM71 182V181H70ZM165 182V183H164ZM168 182H169V184H168ZM175 182H177L176 180H175ZM179 182V181H178ZM253 182V183H252ZM260 182V181H259ZM41 183V182H40ZM56 183V182H55ZM80 183L81 184H83V183H85V184H87V185H89V190H88V193L86 192H84L85 194H88L89 195V202L88 201H86L85 199L86 198H84V199H80L81 197H82V190L83 191H85L86 189L85 188H87L86 187V185H83V186H81L80 185ZM91 183V184H90ZM164 183V185H162ZM7 184V183H6ZM13 184V185H14ZM47 185L49 184V183H46ZM50 184H54V183H50ZM61 183H59L58 185H60ZM63 184H65V183H63ZM67 184V183H66ZM176 184V183H175ZM254 184V185H253ZM13 185H11V187L13 186ZM28 185H29V188H28ZM74 185V186H75ZM178 185L180 186V185H182V181H181V183L179 182L178 183ZM37 187H38V185H36ZM46 186V185H45ZM48 186H50V185H48ZM47 186V187H48ZM54 186V185H53ZM53 186H52V190H53ZM55 186H56V184H55ZM63 186V185H62ZM68 186V185H67ZM178 186V187H179ZM254 186H255V188H254ZM14 187V186H13ZM18 187H20L21 188V190H19V188ZM51 187V186H50ZM49 187V188H50ZM57 187H59V186H56V188ZM66 187V186H65ZM259 187H258V189H259ZM8 188V187H7ZM36 188V187H35ZM39 188H41V187H38V189ZM56 188H54V189H56ZM63 188V187H62ZM32 188L30 189L31 190V192L33 193L35 190H33ZM60 189V188H59ZM58 189V190H59ZM61 190V189H60ZM65 190V189H64ZM67 190V189H66ZM231 190V191H232ZM57 191V190H56ZM10 192H12V191H10ZM17 192V193H18ZM36 192H38L39 194L40 193H42V191L41 192H39V191H36ZM65 192V191H64ZM7 193V192H6ZM13 193H15V192H13ZM19 193V194H20ZM30 193V191L28 192V194ZM66 193V194H67ZM84 193H83V196H84ZM178 193H180L179 191H178ZM228 193H229V191H228ZM26 194V193H25ZM24 194V195H25ZM34 194H36V193H34ZM78 194L80 195V196H78ZM225 195H226V193H224ZM230 194H228V196L230 195ZM17 195V194H16ZM16 195H13V197L14 196H16ZM23 195V196H24ZM27 195V194H26ZM38 194H36V196H37ZM58 195H60L59 196V198L62 196V194L59 192V194H57V196ZM152 195H156L157 197L155 198L154 196V198H155V200H154V205L152 204V202H151V196ZM176 195V194H175ZM225 195H223L224 197H225ZM29 196H30V194H29ZM40 196V195H39ZM76 196H78V198L76 197ZM173 196V195H172ZM187 196V197H186ZM8 197H10V199L8 200ZM6 199L10 202L9 204L11 205L12 204V202L10 201L12 198V196H8ZM17 197H19V196H17ZM27 197V196H26ZM35 197V196H34ZM33 197V199H32V203H33V201H35V199L36 198H34ZM186 197V198H185ZM230 197V196H229ZM1 198H2V196H1ZM16 198V197H15ZM15 198H13V199H15ZM20 199L22 198V197H19ZM30 198H32V197H30ZM58 198V199H59ZM62 198V197H61ZM77 198V199H76ZM161 200V201H159V199ZM4 199V201L6 200L5 199V197L4 198H2V200ZM12 199V200H13ZM18 199V198H17ZM28 199V198H27ZM65 199V200H64ZM174 199H175V197H174ZM185 199H188V200H185ZM262 199V200H263ZM21 200H23V199H21ZM21 200H19V201H17V202H19L20 203V201ZM24 200H25V197H24ZM38 200V199H37ZM36 200V201H37ZM216 200V201H217ZM1 201V200H0ZM152 201H153V199H152ZM163 201V202H162ZM173 201H176V200H173ZM172 201V202H173ZM261 201V200H260ZM6 202L7 201H5V202H3L4 203V207H5V204H6ZM15 202H16V200H15ZM24 202V201H23ZM30 202H31V199H30ZM232 202V201H231ZM248 202H251V203H249L248 204ZM1 203H2V201L0 202V205H1ZM8 203V202H7ZM25 203H27V201L25 200ZM31 203V204H32ZM36 203V202H35ZM218 203V202H217ZM221 203V202H220ZM228 203H229V201H228ZM227 203V204H228ZM9 204H6L7 206L9 205ZM16 204V203H15ZM14 203L12 204V206H11V209H9V210H6L5 212H7V211H9V212H7L6 214H7V218H8V216H10V217H12V219L13 218H15L16 216V214H17V210H18V208L17 207H19V209L21 208L20 206H17V205H15ZM31 204H28V205H31ZM168 204V203H167ZM173 204V203H172ZM222 204V203H221ZM226 204V205H227ZM237 204V203H236ZM259 204H261V203H259ZM18 205H20V204H18ZM21 205H22V201H21ZM24 205V204H23ZM161 205V206H160ZM206 205V206H205ZM219 205V204H218ZM217 205V206H218ZM229 205V204H228ZM258 205V204H257ZM3 206V205H2ZM32 206V205H31ZM159 206V207H158ZM179 206V205H178ZM205 206V207H204ZM225 205H223V207H224ZM232 206V205H231ZM233 206H236V205H233ZM232 206V207H233ZM8 207H10V206H8ZM7 207V208H8ZM30 207V206H29ZM180 207H179V209H180ZM220 207V206H219ZM227 207V206H226ZM260 207V206H259ZM26 208H28V206H27V204H26ZM170 208V207H169ZM168 208V209H169ZM172 208V207H171ZM199 208H201V209H199ZM215 208V207H214ZM221 208V207H220ZM219 208V209H220ZM231 208V207H230ZM230 208H228L229 209V212H230ZM243 208V209H242ZM4 208L2 207V211H4L3 210ZM6 209V208H5ZM23 209H25V207L23 206ZM30 209V208H29ZM98 209V210H97ZM167 209V210H168ZM218 209V208H217ZM218 209V210H219ZM232 210H233V208H231ZM238 209H236V210H238ZM20 210H22V208L20 209ZM19 210V211H20ZM28 210V209H27ZM159 210V209H158ZM166 210V211H167ZM181 210V209H180ZM222 210H223V208H222ZM231 210V212H233ZM1 211V210H0ZM19 211H18V213H19ZM22 211H24V210H22ZM165 211V210H164ZM165 211V212H166ZM228 211V210H227ZM4 212V213H5ZM25 212V211H24ZM99 212H101V213H99ZM208 212H209V216H207L208 215ZM217 212V211H216ZM229 212H227V213H229ZM1 213H3V212H1ZM3 213V214H4ZM20 213H21V211H20ZM26 213V212H25ZM27 213H26V215H27ZM175 213V212H174ZM212 213V212H211ZM215 213V212H214ZM235 213V212H234ZM6 214H4L3 216H5ZM14 214V215H13ZM171 214V213H170ZM176 214H177V212H176ZM1 215V214H0ZM22 215V214H21ZM21 215H20V218H21ZM71 215H73V217H75V218H77V220L75 219V218H72L71 217ZM148 215V216H147ZM172 215V214H171ZM177 215H179V214H177ZM185 215V214H184ZM198 215H199V217H198ZM221 215V214H220ZM24 217H25V214L23 215ZM175 216V215H174ZM183 216V215H182ZM215 216V215H214ZM218 216H219V214H218ZM225 216H227V215H225ZM6 217V216H5ZM5 217H4V219H5ZM71 217V218H70ZM78 217L80 218H82V223H78ZM185 217V216H184ZM258 217V216H257ZM1 218V217H0ZM181 218V217H180ZM179 218V219H180ZM204 218V219H203ZM211 218V217H210ZM218 218V217H217ZM226 218H224V220L226 219ZM16 219H19L18 217L16 218ZM15 219V220H16ZM23 219V218H22ZM177 219V218H176ZM186 218H184V220H185ZM189 219V218H188ZM212 219V218H211ZM226 219V220H227ZM1 220V219H0ZM147 220H149L150 221V226H148V225H146V221ZM170 220H172V219H170ZM174 220V219H173ZM181 220V219H180ZM4 221V220H3ZM7 221H9L10 222V220H7ZM20 221V220H19ZM215 221V220H214ZM18 222V221H17ZM160 222V223H159ZM168 222V221H167ZM170 222V221H169ZM190 222V221H189ZM192 222V223H193ZM200 222V223H199ZM209 222H211V221H209ZM213 222V221H212ZM211 222V223H212ZM223 222V221H222ZM258 222V221H257ZM156 223V224H155ZM182 223V222H181ZM214 223V222H213ZM212 223V224H213ZM216 223V222H215ZM14 224V223H13ZM22 224H20V225H22ZM148 224V223H147ZM208 224V223H207ZM211 224V225H212ZM8 225H9V223H8ZM157 225H159V227L157 226ZM166 226H168L169 225V223L168 224H165ZM205 225H206V223H205ZM214 225V224H213ZM213 225H212V227H213ZM10 226V225H9ZM171 226V225H170ZM191 226V225H190ZM216 226V225H215ZM217 226H219V225H217ZM216 226V227H217ZM15 227V226H14ZM175 227V226H174ZM208 227V226H207ZM230 227H231V225H230ZM230 227H229V229H230ZM232 227H233V225H232ZM184 228V227H183ZM202 228V227H201ZM218 228H220V227H218ZM164 229V228H163ZM172 229V228H171ZM189 229V228H188ZM205 229V228H204ZM17 230V229H16ZM167 230H169V229H166V231ZM211 230V229H210ZM209 230V231H210ZM215 230H216V228H215ZM214 230V231H215ZM218 230V229H217ZM231 230H232V228H231ZM178 231V230H177ZM183 231V230H182ZM207 231V230H206ZM222 231V230H221ZM16 232V231H15ZM168 232V231H167ZM176 232V231H175ZM179 232V231H178ZM211 232V231H210ZM159 233V232H158ZM182 233V232H181ZM195 233V232H194ZM219 233V232H218ZM12 234V233H11ZM169 234H170V232H169ZM184 234V233H183ZM196 234V233H195ZM195 234H193L192 233V235H194V236H192L191 238H192V241H194L197 237H196V235ZM205 234V233H204ZM213 233H211V235H212ZM214 234H215V232H214ZM228 234V233H227ZM8 235V234H7ZM167 235V234H166ZM197 235H198V233H197ZM199 235L201 236H199L200 238H199V240H198V242L200 241V243H201V245L203 246V244H204V242H206L205 240L208 238L207 237V234H205V235H203V234H201V233H199ZM171 236V235H170ZM181 236H182V234H181ZM210 236V235H209ZM14 237H16V235L14 236ZM19 237V236H18ZM165 237V236H164ZM178 237V236H177ZM179 237H180V235H179ZM184 237V236H183ZM182 237V238H183ZM196 237V238H195ZM211 237V236H210ZM212 237H214V236H212ZM6 238V232L4 233V232H1L0 233V239H5ZM10 238V237H9ZM159 238V237H158ZM170 238V237H169ZM174 238V240L173 241H175V237H173ZM12 239V238H11ZM17 239V241H14V242H16V243H18V238H16ZM15 239V240H16ZM167 239V238H166ZM180 239H181V237H180ZM184 239V238H183ZM211 239V238H210ZM6 240V239H5ZM10 240V239H9ZM170 240V239H169ZM179 240V239H178ZM177 240V241H178ZM3 241V240H2ZM2 241L0 240V242L2 243ZM211 241V240H210ZM213 241H211V243H213ZM7 242H8V239H7ZM3 243V244H8V243ZM12 243H14L13 241H11ZM168 242V241H167ZM0 243V244H1ZM16 243H14V245L13 246H15V244ZM160 243H161V245L162 246H160ZM171 243H173L172 241L170 242V244H169V246L171 245ZM175 243V242H174ZM2 244V245H3ZM9 244H11L10 242H9ZM82 244V245H81ZM84 244V245H83ZM165 244H166V240H165ZM177 244V243H176ZM176 244H173V246L174 245H176ZM195 244V243H194ZM193 245V244H192ZM198 245H200V244H198ZM205 245H207V243H205ZM205 245H204V248H206V249H210V248H207L208 246H209V244L207 245V247H205ZM211 245V244H210ZM223 245V246H222ZM1 246V245H0ZM5 246V245H4ZM4 246H2V247H4ZM9 246V245H8ZM12 246V247H13ZM151 246H153V245H151ZM212 246V245H211ZM225 246H226V248L228 247V249H224L225 248ZM11 247V248H12ZM17 247V246H16ZM81 247H83V249H81ZM197 247V246H196ZM195 247V248H196ZM200 247V246H199ZM212 248V247H211ZM1 249V248H0ZM3 249V248H2ZM1 249V250H2ZM14 249V248H13ZM173 248H171V250H172ZM189 249V248H188ZM192 249V248H191ZM203 249V248H202ZM206 249H204V250H206ZM82 250V251H81ZM168 250V249H167ZM170 250V251H171ZM200 250V249H199ZM211 250V249H210ZM212 250H213V248H212ZM6 251H8V250H6ZM169 251V250H168ZM169 251V252H170ZM192 251V250H191ZM196 251H198V250H196ZM202 251V250H201ZM201 251H200V253H201ZM216 250H215V247H214V250H213V252H215ZM219 251V250H218ZM16 252V253H17ZM190 252V251H189ZM206 252V251H205ZM194 253V252H193ZM199 253V252H198ZM203 253V252H202ZM210 254H211V251L209 252ZM219 253V252H218ZM0 254H1V251H0ZM80 254H81V256H80ZM82 254H85V255H82ZM148 254H149V256H148ZM150 254H152V257H150L151 255ZM173 254V253H172ZM196 254H197V252H196ZM207 254V253H206ZM209 254V255H210ZM214 255H218V254H216V253H213ZM5 255V254H4ZM3 255V256H4ZM18 255V254H17ZM18 255V256H19ZM200 255V254H199ZM204 255V254H203ZM18 256L16 257V258H18ZM166 256V255H165ZM189 256V255H188ZM193 256H195V255H193ZM197 256V255H196ZM202 256V255H201ZM201 256H197L198 258L199 257H201ZM221 256H222V254H221ZM159 257V258H158ZM202 257H204V256H202ZM211 257V256H210ZM209 257V258H210ZM215 257V256H214ZM226 257V256H225ZM83 258H85V257H83ZM172 258V257H171ZM188 258V257H187ZM196 257H194V259H195ZM19 259H20V257H19ZM22 259V258H21ZM88 259V258H87ZM184 259V258H183ZM203 259H205V258H203ZM212 259V258H211ZM217 259V258H216ZM17 260V259H16ZM22 260V261H23ZM158 260H159V262H158ZM189 260V259H188ZM208 260V259H207ZM27 261H23V262H27ZM82 261V260H81ZM156 261V260H155ZM169 261V260H168ZM193 261V260H192ZM213 261H214V259H213ZM221 261H223V260H221ZM85 262V261H84ZM188 262V261H187ZM195 262V261H194ZM208 262H211V260H209ZM224 263L225 262H227V261H223ZM9 263V262H8ZM17 263V262H16ZM18 263H21V261H19ZM156 263V262H155ZM182 263V262H181ZM207 263V262H206ZM223 263V264H224ZM23 264V263H22ZM26 264V263H25ZM88 264V263H87ZM161 264H163V263H161ZM167 264V263H166ZM185 264V263H184ZM194 264V263H193ZM202 264H203V261H202ZM207 264H209V263H207ZM212 264V263H211Z\"/></svg>",
    "mask_w": 264,
    "mask_h": 264
},
{
    "label": "rangeland",
    "instance_id": "rangeland-1",
    "mask_svg": "<svg viewBox=\"0 0 264 264\" xmlns=\"http://www.w3.org/2000/svg\"><path fill=\"white\" fill-rule=\"evenodd\" d=\"M31 1H34V0H0V56H4V55H7V54H9L8 56H13V54L12 55H10V53L11 52H13V51H15L16 53H19V55H21V56H19V61L20 60H23V59H26L27 58V56H28V58H29V51H28V49L26 48L27 46H26V44H22V46H24V47H22V46H20L19 45V43L18 42H20L19 40L20 39H18L17 37H18V33L20 32V30H19V28L20 29H22L23 28V25H24V27H25V24H26V20H27V14L28 13H30L31 12V14H32V12L34 11V10H32V7H31V5H32V3H34V2H31ZM98 1H99V3H98ZM106 1H108V0H85V2H86V4H85V8L83 7V9H84V11H83V9H81L82 7H79V6H76V9H74L73 11H71L70 13H63V15H64V17H63V24H61V25H63V26H61V29H60V31H59V33H58V37L56 38V42H55V45L53 44V46H55V47H53L52 48V53L50 52V56L52 57H48L47 58V60H46V63H47V65L45 64V67L42 69V71L40 72V76H39V78L41 79V81H40V79L38 78V76L35 74V72H37L36 71V69H34L33 71V73H32V75H33V77L31 78V80H30V78H28V76L30 77V75H28L27 77L25 76L24 77V79L22 80V82H21V85H20V83H18L17 85H16V88L17 89H14V92H13V89H12V87H11V90L6 86V85H4V96L1 94L0 96H2V98L0 97V99L2 100L3 99V97H9V99H10V101L8 100V98H7V100L10 102V104L8 103V101H6V99H3L2 100V102L4 103V105L7 103V106L5 105L4 107L6 108H4V107H2V109H0V112H2V111H4L5 112V110H8L7 111V113H4V112H2V113H0V116H2L1 118H0V120L2 119V123L4 124L5 123V125H3V124H1V121H0V132H2V130H4L3 132H5V133H3V134H1L0 133V152H3L1 155H0V167H2V168H0V200L2 201V203H1V205H0V233L1 232H6V240L5 239H0L1 241H2V243L0 244L1 246H0V248L2 249H0V251H1V254H0V264H29V262L27 261V260H23V259H25V258H23V256L21 257V255H19V253L17 252L18 250V247L20 248V245H19V243H21V242H19L20 240H19V238H20V233L21 232H19V231H21L22 229L20 228V227H23V224H22V221L24 220V219H26L27 218V216H29V214L28 213H30L31 211L30 210H32V208L36 205V206H38V202H39V198L42 196V194L45 192L46 193V189H44L45 187L46 188H48V190L49 189H51V192H53L54 191V193L55 192H57L56 194H55V196L56 197H54V199L56 200V201H59L60 199L61 200H63V198H64V196L65 195H67V200H68V193H71V191L73 190V191H75L74 189H75V187H76V185L75 184H73L74 182H75V180L73 179V177L75 178L79 173H81L82 171H80V170H82L81 168H82V166L84 165V163H85V160H83V159H85V158H79L80 157V155H82L81 153H83V155L84 154H86L85 156H83L82 155V157H87V155H91L92 153H93V151H94V149L95 148H97L96 146H93V147H95V148H92L91 150H93V151H90V143L91 144H93V143H95V142H97L98 141V139H102V137L103 138H105V136H106V134H105V128H103V126L101 125V121L104 119L103 118V111H102V109L100 108V107H95V106H97V97H98V95L100 94L99 92H101V91H98L101 87H99L100 86V84L99 83H101V79L103 78V76L104 75H102V74H104V72L103 73H101L102 71H104V67H102L103 65H99V61L101 60V59H104V60H102V62H104V61H106V60H108V58H110L112 55H113V53H112V51L113 52H115V53H117L118 52V48L120 47H118V45H117V47H114L115 45H116V43H114V42H112L111 40H109V38H108V35H109V28L106 26V22L104 21V19L102 20V18L104 17V14L103 13H106L108 10V8L109 7H111V4H106ZM116 1V0H115ZM158 1H160L159 2V4H156L157 6H158V8L160 9V11L159 12H164L162 15L163 16H166V17H164V19H163V23H164V25H160V30H161V32H160V36L159 35H157V37L156 38H158V37H162V39L161 40H164V39H166L167 37V31L165 32L164 31V28L165 29H167L168 28V26H169V22L171 23L172 22V20L173 21H176L175 20V18H180L179 17V13L181 12V7H182V5H184L185 3V1H187L188 2V0H183L184 2H182V0H175V2H174V0H171L172 2H170V0H165V2H169L168 4H170V6H168V4L167 3H165V2H163L164 0H157V2ZM180 1V2H179ZM191 0H189V2H190ZM249 1H250V4H253V2H254V0H248V3H249ZM257 1V3H259V4H257L258 5V8H257V11H256V15L255 16H257L255 19H257L260 15V17L257 19V20H254V22H255V27L257 28L260 24H262L263 26H264V24H263V22H264V9H263V7H264V4L263 5H261V3H264V1H262V0H255V2ZM25 2V3H24ZM74 2H77V5H78V1H74ZM111 2H112V0H111ZM110 2V0H109V3H111ZM252 2V3H251ZM261 2V3H260ZM31 3V4H30ZM100 3H102V4H100ZM161 3L163 4L162 6H161ZM178 3V4H177ZM247 3V4H248ZM89 4V5H88ZM99 6V8H98V6ZM102 6V8H101V6ZM179 4L181 5V6H179ZM88 5V6H87ZM25 6V7H24ZM89 6H90V8H89ZM109 6V7H108ZM128 6H129V4L128 5H124V6H118V11L117 10H115V12L116 13H119L120 12V10L122 11V12H124L125 10H126V8H127V11L129 10L130 11V9L128 8ZM160 6H161V8L162 7H164V8H166V9H162L161 10V8H160ZM167 6V7H166ZM178 6V7H177ZM225 6V5H224ZM79 7V8H78ZM108 7V8H107ZM126 7V8H125ZM130 7V6H129ZM260 7V8H259ZM89 8V9H88ZM106 8V9H105ZM119 8H121V9H119ZM124 8H125V10H124ZM167 8H169V9H167ZM175 8H176V10H175ZM178 8V9H177ZM223 8V9H222ZM26 9V10H25ZM81 9V10H80ZM221 9H222V11H221V14L222 13H224V15L222 14L221 15V17H220V19H222V20H218L219 21V23L221 24V26H222V24H223V26L221 27L220 26V29L216 32V34L214 35V37L216 36L217 38H218V40H216L217 38L215 37H213L214 39L212 40V42H211V40H209L210 42H207L206 41V39L205 38H203V39H205V43L203 44L202 43V41L203 40H201V43H202V47H205L206 46V48H208L207 47V44H208V46L211 48L212 46V49H210L209 48V50H208V52H211V53H215V51L217 52H219V49L220 50H222L221 52H219L220 53V57L218 56V52L217 53H215V56H218V57H214V54H211V57H210V59H209V61L211 60V62L214 64H212L213 66H211L210 64H209V66L211 67H209L208 66V71H207V74H208V77H210L209 79H208V83H207V85H211L210 87L209 86H207V87H209V88H207V93H206V99H208L207 101H206V99H205V102L207 103V108L208 109H212L211 111H209L208 109H207V114H208V112L210 113V114H208L207 115V117L205 116V121L203 120L201 123H200V127H203L202 128V130L201 129H198V128H200V127H198V128H195V129H193V130H191L188 134H187V138L189 139V140H191V141H189L188 140V145H187V148H185L186 149V153L184 152V153H182V155L183 154H185V155H183V157H181L182 159H186V157H190L188 160H186L185 162H186V164L187 165H189L187 162H192V158H194L193 156H195L196 157V154H198V155H204L205 154V156H207V155H209L210 154V152H212L213 154H215V153H217V154H223V155H225V157H227V158H225L224 159V161H222L224 164H222V166L220 167L221 169H220V176H219V174L217 175V177L216 178H219V179H221V180H223L224 179V182L226 181V184H227V180H228V183H229V186L231 187V180H230V177H231V175H232V173L231 172H229V171H231L232 170V168H233V166H232V163H233V161H234V163H233V165L236 163V167H235V165H234V168H233V172H234V170H235V172H237L239 169H240V167H241V169H242V167H244V164L246 163V161H247V158H250L252 155H259V159H261V157H262V159L260 160L261 162H260V168H259V178L254 182L255 183V186L257 185V184H259V185H257V187L255 188V186H254V190H253V193H252V196H253V203H254V200H255V193L256 194H259V190H260V187L259 186H261V184H263L262 182H263V180H264V169L262 170V167L264 168V132H262V130H263V128H264V126H261V125H264L263 123H259L260 121L258 120V119H262L263 120V116H264V110H262L263 108H264V102L262 103V104H258V101H259V99H257V101H255V100H252V98H254V99H256V98H258V95H259V93H261V92H264V72L262 73L263 75V78H261V79H257V80H254V79H256V76L253 78V74H257V65H255V61L254 60H252V61H254V62H252L251 61V59H252V57L254 56H251V57H249V55H252L251 53H248L247 51H250L251 49L249 48V46L251 47V45L252 46H255V45H259L260 43L259 42H262L261 43V45H259L258 46V48H257V46L254 48H252V50L253 51H255V52H259L260 54H263V55H260L261 56V58L262 59H264V50H263V48H261L262 47V44H263V42H264V38H261V40L258 38V37H256V38H254L255 37V33H254V29H253V26H251L252 24V12H250L251 13V15L249 16V14H248V10L247 11H245V12H237L236 13V11H235V15L233 14V13H231L230 15H234V16H230L229 15V11H225V7H221ZM32 10V11H31ZM104 10H106V11H104ZM131 10H132V7H131ZM140 10V11H139ZM144 10V11H143ZM173 10V11H172ZM223 10H224V12H223ZM259 10V11H258ZM260 10H261V12H262V14H260L259 12H260ZM22 11V12H21ZM28 11V12H27ZM77 11V13L75 14V12ZM104 11V12H103ZM81 14H80V13ZM96 12V13H95ZM98 12V13H97ZM135 11H132V12H130L129 14V16H128V14H126L125 15V17H128V21H132V18L130 19L129 17H132V14L134 13ZM145 14V8H140V9H138V11L136 10V15H135V13H134V15H133V19H135V17H136V19H135V21H134V26L132 25V24H130L129 22V24H126L127 26H128V28H126L125 30H123V28L121 29L122 31H123V33L125 32V33H127L128 32V30H131V31H129V32H132V33H134L133 35H135V33L136 32H134V31H138V30H140L141 28H143V30H145V34H146V36H149V34H148V32L147 31H149V30H147V22H142V21H144V20H146V18H142V19H140L141 17H144L143 15V13ZM89 13V14H88ZM96 15H95V14ZM109 13V12H108ZM177 13V14H176ZM227 13H228V15H227ZM242 13H244V15L242 14ZM245 13H246V15H245ZM21 14V15H20ZM75 14V15H74ZM93 14V15H92ZM239 16H237V15ZM259 16H258V15ZM23 15V16H22ZM62 15V16H63ZM173 15V16H172ZM72 16V17H71ZM81 16V17H80ZM96 16V17H95ZM141 16V17H140ZM223 16V17H222ZM225 16H228V18L227 17H225ZM242 16H244V18L242 17ZM26 17V18H25ZM94 17V19H91V18H93ZM102 17V18H101ZM170 17V18H169ZM225 17V18H224ZM231 17H234V18H231ZM236 17V18H235ZM242 17V18H241ZM250 17V19H248ZM262 17V18H261ZM70 18H73L72 20L70 19ZM95 18L97 19V20H95ZM165 18H166V20H165ZM168 18H169V20H168ZM66 19V20H65ZM115 19H118L117 18V16H116V18ZM219 19V18H218ZM225 21H224V20ZM233 19V20H232ZM240 19V20H239ZM248 19V20H247ZM260 19H262V21L260 20ZM25 20V21H24ZM98 20H100V21H98ZM136 20L138 21V23H136ZM178 20V19H177ZM230 20H232V22L233 23H230ZM235 20H236V22H235ZM237 20H238V22L240 23L241 22V24H239L238 22H237ZM243 20H246L247 22H248V24H247V22H245V21H243ZM24 21V22H23ZM90 21V22H89ZM98 23H97V22ZM104 21V22H103ZM223 21V22H222ZM228 21V22H227ZM242 21H243V23H245V24H247V27H246V25H243V23H242ZM71 22V23H70ZM89 22V23H88ZM142 22V23H141ZM225 22V23H224ZM262 22V23H261ZM21 23H23V25L21 24ZM25 23V24H24ZM97 25H96V24ZM104 23V24H103ZM145 23H146V25H145ZM162 23V24H163ZM257 23H259V25L257 24ZM102 26H100V25ZM141 24V25H140ZM250 24V25H249ZM92 25H95V26H92ZM129 25H130V27H131V25H132V27H131V29H130V27H129ZM138 25V26H137ZM99 26H100V28H99ZM103 26H105V27H103ZM139 26H141V27H139ZM144 26V27H143ZM227 26V27H226ZM232 26V27H231ZM241 26L242 27H244V28H241ZM250 26V27H249ZM96 27H98V28H96ZM138 27V28H137ZM163 27V28H162ZM223 27H224V29H223ZM239 29H237V28ZM103 28V29H102ZM132 28H134V29H132ZM158 28H159V26H158ZM157 28V29H158ZM226 28H229V29H226ZM232 28H233V30L235 31H233L232 30ZM89 29V30H88ZM94 29H98V34H99V36L100 37H102L103 38V40H102V42H103V44H102V42H101V39H100V37L97 35V32L94 30ZM128 29V30H127ZM156 29V30H157ZM238 31H236V30ZM241 29H243V30H241ZM23 30H24V28H23ZM99 30H102V31H99ZM120 30V31H121ZM142 30V29H141ZM140 30V31H141ZM142 30V31H143ZM151 30L152 31H149V33L151 34V33H153V36H154V34H156V30L154 31V29H152L151 28ZM221 30H222V32H221ZM223 30H225V31H223ZM244 30H247V31H244ZM139 31V33H141ZM155 33H154V32ZM230 31V32H229ZM242 31H243V33H242ZM18 32V33H17ZM23 32V31H22ZM21 32V33H22ZM94 32V33H93ZM95 32H96V34H95ZM101 32H102V34H103V36L105 37H103L102 36V34H101ZM128 32V33H129ZM165 32V33H164ZM219 32V33H218ZM236 32H237V34H236ZM245 32V33H244ZM28 32H27V30H25L24 31V34H27ZM89 34V36L87 37L86 36V34ZM106 33H107V36H106ZM229 33H231V34H229ZM240 33V34H239ZM252 33V34H251ZM18 34V35H17ZM91 34H94V35H97V37L95 36L94 37V35L93 36H91ZM163 34H164V36H163ZM219 34L221 35V37H218L219 36ZM222 34H223V36H222ZM225 34V35H224ZM233 34H236L237 35V38H235L234 37V35ZM243 34V35H242ZM262 36L264 37V28H262ZM11 35V36H10ZM17 35V36H16ZM20 35H22L23 36V33L22 34H20ZM119 35V32H118V34H116L115 36H118ZM126 35V37H124ZM125 35H123V38L125 39V40H127L128 41V35L127 34H125ZM133 35L131 34V37L130 38H133ZM232 35H233V37H232ZM235 35V36H236ZM244 35H247V36H244ZM151 36H152V34H151ZM224 36H227V37H224ZM231 36V37H230ZM238 36H240V38L238 37ZM242 36H243V41H242ZM251 36H253V38H251ZM13 37V38H12ZM15 37H16V40H15ZM21 37V36H20ZM99 37V38H98ZM224 39H223V38ZM245 37L247 38V39H245ZM11 38V39H10ZM23 38V37H22ZM21 38V39H22ZM221 38V39H220ZM230 38H233V39H230ZM8 39V40H7ZM91 39V40H90ZM94 39V40H93ZM105 39V40H104ZM141 39H142V37H141ZM225 39H228V40H230V41H227V40H225ZM237 39V40H236ZM252 39V40H251ZM254 39H258L257 41H258V44H257V41H255ZM10 40V41H9ZM88 40H90V42L88 41ZM93 40V41H92ZM143 40V39H142ZM141 40V42H143L144 40H145V44H142L141 45V49L143 50V52H142V54H143V56H141L142 54H139L140 53V51L141 50H139V51H137V53H136V55H138V56H140L141 58H144L145 59V57H146V52H145V49L147 50L148 49V47H149V45H148V43H150L151 42V40L150 39H144L143 41ZM221 40V41H220ZM225 42H224V41ZM232 40H233V42L236 40V41H238V43L236 44V43H234L235 45H233V44H231L232 43ZM18 41V42H17ZM89 43H88V42ZM107 41V42H106ZM126 41V42H127ZM129 41H131V40H129ZM127 42V43H130V42ZM148 41V43L146 44V42ZM150 41V42H149ZM226 41L228 42V43H226ZM245 41V42H244ZM251 41H252V43H251ZM8 42V43H7ZM10 42V43H9ZM22 42V41H21ZM53 42V43H54ZM96 42H98V44L96 43ZM100 42V43H99ZM112 42V43H111ZM119 42V41H118ZM206 42H207V44H206ZM217 42L219 43V44H217ZM231 42V43H230ZM244 42V43H243ZM248 42H250V43H248ZM15 43V44H14ZM95 43H96V45H95ZM109 43H111V46L109 45ZM114 43V44H113ZM120 43V42H119ZM210 43V44H209ZM224 43V44H223ZM239 43H241L240 45H239ZM89 45V47H88V45ZM91 44H93V45H91ZM99 44H100V46H99ZM164 44V45H163ZM166 43H162V45H161V49L160 48H158L159 49V51H157L158 53L156 54V55H154V63L152 64V63H150V66L146 69L147 71L145 72V77L147 78L148 76H149V79H151L152 81L153 80H155V77H156V75L159 73V70H161V66L160 65H162L163 63H162V56L164 55V53H165V55H166V57H168V53H169V51H170V49H171V47L169 48V47H167L166 45H165ZM221 44V45H220ZM248 44V45H247ZM250 44V45H249ZM253 44H255V45H253ZM13 45V46H12ZM17 45H18V50L16 51V49H17ZM95 45V48H97L98 46L101 48H97L99 51H97V49H94V51H96V54H97V56H96V54L94 53V51H93V46ZM157 45V44H156ZM215 45H219L218 46V49H216L215 51H214V49L215 48H217V46H215ZM222 45H225V46H222ZM227 45V46H226ZM237 45H238V47H237ZM16 46V49H12L13 47H15ZM106 46V47H105ZM148 46V47H147ZM165 46V47H164ZM229 46H230V48H229ZM232 46H234V47H232ZM240 46H242V47H244V48H242V47H240ZM263 46H264V44H263ZM8 47H10V48H8ZM23 49H22V48ZM109 47V48H108ZM147 47V48H146ZM222 47H228L229 48V50H228V48H225V49H227V51L225 50V49H223ZM7 48H8V51H9V53L8 52H6L5 53V51H7ZM20 48H21V50H20ZM89 50L90 49V56H89V51H87V49ZM104 48H106V49H104ZM112 48V49H111ZM164 48H166V49H164ZM231 48H233V49H231ZM241 48V50L239 51V49ZM246 48H248V49H246ZM259 48H261V50L259 49ZM5 49V50H4ZM55 49V50H54ZM86 51H85V50ZM111 49V50H110ZM117 49V51H115V50ZM235 49V50H234ZM258 49H259V51H258ZM4 50V51H3ZM13 50V51H12ZM22 50H23V52H22ZM25 50V51H24ZM160 50H161V52H160ZM165 50H166V52H165ZM213 52H212V51ZM225 50V51H224ZM251 50V51H252ZM1 51H3V52H1ZM84 53V51H85V53L82 55V52ZM237 51V52H236ZM244 51V52H243ZM76 52H78L79 53V55L78 54H76ZM86 52H88V54L86 53ZM94 53L95 54V56H93V54L92 53ZM102 53V54H99V53ZM105 52H108L107 54H109V56H108V58H107V54L105 53ZM132 52V51H131ZM230 54V57H231V60H230V57L229 56H227V55H229L228 53ZM231 52V53H230ZM234 52V53H233ZM241 52V53H240ZM242 52H243V54H242ZM4 53V54H3ZM104 53H105V55H104ZM162 53V54H161ZM222 53V54H221ZM224 53H227V55L224 57ZM235 55V61L237 62V64H235L236 66H235V68L234 67H232L233 65H234V63H236V62H234L233 64H231L232 63V55L233 54ZM238 53L240 54V55H238ZM248 54V56H247V58H246V55H244V54ZM85 54H87V55H85ZM92 54V55H91ZM217 54V55H216ZM24 55H26V56H24ZM73 55H74V57H76V58H72L73 57ZM99 55V56H98ZM102 55H104V58H103V56ZM111 55V56H110ZM222 55H223V57L224 58H222ZM233 55V56H234ZM2 56V57H3ZM82 56V57H81ZM89 56V57H88ZM91 56L93 57V59L91 58ZM100 56H102V57H100ZM158 56V57H157ZM2 57H0V59L2 58ZM21 57H22V59H21ZM26 57V58H25ZM97 57V58H96ZM98 57L99 58H101L99 61H97L96 63H95V66L94 65H92V60H96V59H98ZM227 57H228V59H227ZM248 57L249 58H251V59H248ZM51 58V59H50ZM92 60H91V59ZM257 58V57H256ZM255 58V59H256ZM81 59H84V61L85 62H83V60H81ZM90 60L89 62L87 61V60ZM161 59V60H160ZM219 60V59H222V60H220V62L219 61H217V60ZM225 59H227V60H225ZM243 59H245V61H244V64L246 63V65H244V67H243ZM50 60V61H49ZM212 60H214L215 62H213ZM242 60V61H241ZM1 61V60H0ZM49 63H48V62ZM88 63H91V64H88ZM160 61H161V63H160ZM224 61V62H223ZM234 61V60H233ZM249 61V62H248ZM66 62H67V64H66ZM81 62V63H80ZM83 62V63H82ZM218 62V63H217ZM225 62H227V63H225ZM231 62V63H230ZM239 62H241V64H242V67H241V64L239 63ZM2 64H3V62H1ZM158 63V64H157ZM220 63H222V64H220ZM223 63H225V65H223ZM249 63V64H248ZM7 64V63H6ZM79 64V65H78ZM82 64H85V66L84 65H82ZM98 66H97V65ZM1 65V64H0ZM90 65H92V66H90ZM216 65H218L217 67H216ZM223 65V66H222ZM248 65H250V66H248ZM254 65L256 66V67H254ZM6 66V65H5ZM5 66L4 67H0V75H1V79L0 80H4V78H5V75L4 74H6V68H5ZM48 66H49V68H48ZM56 66H57V68H56ZM83 66V67H82ZM88 66H90V67H92V68H90V67H88ZM93 66L96 68V66L97 67H101V69H100V67L99 68H96V69H94L93 68ZM161 68H160V67ZM227 66H229L230 67V73H232V74H230L229 73V67H228V71H227ZM248 66V67H247ZM77 67V68H76ZM83 68V69H79V68ZM160 69H159V68ZM237 67V68H236ZM248 69H247V68ZM46 68H48V70L46 69ZM87 69V71H86V69ZM149 68H150V71H149ZM216 68L217 69H219V70H222V71H220L221 73H219V70L217 71L216 70ZM221 68V69H220ZM224 68H226V69H224ZM240 68H243L242 70H244V73H243V71L240 69ZM253 68V69H252ZM255 68H256V71H255ZM85 69V70H84ZM91 69V70H90ZM151 69H153L152 71L154 72L155 71V73H153L152 71H151ZM159 69V70H158ZM234 69H237L238 71V73L236 74L235 72V70ZM250 69H252V70H250ZM47 70V71H46ZM61 70V71H60ZM63 70L66 72V73H64L63 72ZM67 70V71H66ZM94 70V71H93ZM210 70H211V72H210ZM223 70H226L228 73H226V71H223ZM249 70V71H248ZM69 71V72H68ZM81 71V72H80ZM86 71V72H85ZM149 71V72H148ZM215 71H217V73L215 72ZM246 71V72H245ZM254 71V72H253ZM46 72H47V74H46ZM73 72V73H72ZM97 72V73H96ZM99 72V73H98ZM208 72H210V74L208 73ZM226 74H225V73ZM235 74H234V73ZM239 72H241L240 74H239ZM253 74H252V73ZM42 73H43V75H42ZM60 73H63L64 74V76L61 74L60 75ZM76 73V74H75ZM87 73V74H86ZM89 73V74H88ZM94 73V74H93ZM154 75H153V74ZM157 73V74H156ZM212 73V74H211ZM224 73V74H223ZM250 73H251V75H250ZM44 74L45 75H47V76H45V79H44ZM54 74H56L55 76H53ZM67 74H69V75H67ZM100 74V75H99ZM150 74V75H149ZM160 74V73H159ZM213 74H215V75H213ZM219 74V76L217 77V75ZM220 74H222L221 75V78H220ZM227 74H229L230 75V79L228 78V75ZM259 74V73H258ZM51 75V76H50ZM59 76V78H58V76ZM73 76V80H71L72 78H70V76ZM223 75H225L226 77H224ZM231 75L233 76V77H236V79L238 80H243V81H239L238 83L233 79V77H231ZM237 75V76H236ZM240 75H241V77H240ZM248 75V76H247ZM35 76V77H34ZM43 76V77H42ZM49 76V77H48ZM89 76V77H88ZM101 76V77H100ZM152 76V78H150ZM157 76H159V75H157ZM245 76H247L246 78H245ZM55 77H56V79H55ZM65 77V80H66V78L68 77V80L67 81H69V79H70V82H65V80H61V79H63ZM78 77V78H77ZM83 77V78H82ZM99 77V79H98V82H97V78ZM113 77V76H112ZM213 77H215V78H213ZM216 77L218 78V79H216ZM224 77V78H223ZM249 77V78H248ZM251 77V78H250ZM26 78H28V80H26ZM35 78H37V79H35ZM48 80H47V79ZM49 78H50V80H49ZM54 78V79H53ZM90 78V79H89ZM91 78H92V82H90L91 81ZM114 78V77H113ZM154 78V79H153ZM157 78V77H156ZM226 78V79H225ZM228 78V79H227ZM245 80H244V79ZM34 79H35V81H34ZM38 79H39V81H38ZM44 81H43V80ZM214 81H213V80ZM219 79H221V80H219ZM234 81H233V80ZM250 79H252L253 81L251 82V80ZM54 82H53V81ZM58 80H59V83H58ZM87 80V81H86ZM209 80L210 81H212V82H209ZM219 80V82L222 84H217L218 81ZM226 80V82L224 83V81ZM228 80H230L229 82H227ZM263 80V81H262ZM25 81V82H24ZM28 81H32V82H28ZM45 81H46V84H45ZM49 81H50V83H49ZM61 81V82H60ZM72 81V82H71ZM74 81V82H73ZM80 81V82H79ZM84 81H86V82H84ZM95 81V84L96 85H98V87H99V89L98 90H96V94H90V89H94L95 87H93V82ZM150 81V80H149ZM35 82H37V84H35ZM41 82V83H40ZM45 84V86H44V84ZM47 82L49 83V84H47ZM63 82H65V83H63ZM216 82V83H215ZM231 82V83H230ZM259 84H258V83ZM40 83V84H39ZM55 83V84H54ZM72 83V84H71ZM74 83V84H73ZM98 83V84H97ZM210 83V84H209ZM213 83H215L214 84V86H213ZM224 83V84H223ZM247 85H246V84ZM260 83H262V84H260ZM23 84V85H22ZM26 84V85H25ZM30 84V85H29ZM63 84H67V85H63ZM80 84V85H79ZM234 84H236V85H234ZM238 84V85H237ZM18 85H20V86H18ZM24 85H25V87H24ZM38 85H43L42 87L44 88V89H42L41 88V86H40V88H37V86ZM48 85V86H47ZM52 85H55V86H52ZM61 85V86H60ZM72 85V86H71ZM236 86L235 88H234V86ZM244 85V86H243ZM256 85V86H255ZM258 85V86H257ZM259 85H261V86H259ZM35 86V87H34ZM64 86V87H63ZM73 87V89L71 88V87ZM74 86H75V88H74ZM81 86V87H80ZM85 86V87H84ZM91 86V88H89ZM95 86V85H94ZM223 86H225L224 88H223V91H221V87H223ZM230 86V87H229ZM233 88H232V87ZM246 86L248 87V88H246ZM263 86V87H262ZM19 87V88H18ZM22 87H24V88H22ZM33 89H32V88ZM63 87V88H62ZM68 87V88H67ZM76 87H78V88H76ZM97 87V86H96ZM211 87H213V88H211ZM229 87V88H228ZM243 87V88H242ZM245 87V88H244ZM252 87V88H251ZM254 87V88H253ZM255 87H256V89H255ZM7 88V89H6ZM38 89V91H40V92H37V89ZM64 88H66V89H64ZM219 88H221V89H219ZM228 90H227V89ZM260 88H262V90L260 89ZM7 91H6V90ZM24 89V90H23ZM34 89H36V92L38 93H36L35 92V90ZM40 89V90H39ZM62 91H60V90ZM64 89V90H63ZM83 89V90H82ZM136 88H134L133 90H135ZM215 89H217V90H215ZM218 89H219V91H221V93H223V94H221L220 92V94L218 93ZM250 89V90H249ZM17 90H19V91H16ZM33 90V91H32ZM47 92H46V91ZM51 90V91H50ZM70 90H73V92L71 93V92H69ZM76 90V91H75ZM78 90V91H77ZM89 90V91H88ZM101 90H102V88H101ZM208 90H209V92H208ZM215 90V91H214ZM229 90H230V92H231V95H230V92H229ZM236 90H237V93H236ZM238 90H239V92H238ZM256 90H258V92L256 93L255 91ZM29 91V93H30V95L33 93L34 95H35V93H36V95L35 96H38L39 94H41L40 96H44V97H40V98H36L33 94V96H34V98L32 99V97L28 94V93H26V95H24L25 93L24 92H28ZM59 91V92H58ZM89 92V93H87V92ZM98 91V92H97ZM216 91H217V93H216ZM247 92V93H244V92ZM16 92V93H15ZM32 92V93H31ZM43 92H45V93H43ZM75 92V93H74ZM84 92H86L85 94V96L83 95V93ZM135 92V93H134ZM134 92H132L131 93V96L132 97H134V96H136L135 94H137V92L136 91H134ZM235 92V93H234ZM253 92H255V93H253ZM23 93V94H22ZM52 93V94H51ZM57 93H58V95H57ZM59 93H61V95L64 93V95L65 96H67V94H68V96H67V98H65V96L64 95H62L63 97H64V99H63V97L59 94ZM66 93V94H65ZM79 93H81V94H79ZM99 93V94H98ZM109 93H110V91H109ZM225 93H227L226 95H225ZM242 93H244V94H242ZM249 93V94H248ZM253 93V94H252ZM70 94H73V95H70ZM77 94H78V96H77ZM212 94H214V95H212ZM235 94H237V95H235ZM240 94V95H239ZM252 95V98H251V95ZM262 94V93H261ZM12 95V96H11ZM18 95V96H17ZM19 95H20V98L19 99H21V100H19L17 97H19ZM28 95L30 96V97H28ZM54 95H56V97H54ZM62 97V100H61V97ZM81 95V96H80ZM92 95V96H91ZM229 95V96H228ZM236 97H235V96ZM248 95V96H247ZM256 95V96H255ZM16 96V97H15ZM57 96H59L58 97V99H55V98H57ZM71 96H73L72 97V99H71ZM88 96H91V97H88ZM94 96H95V99H94ZM97 96V97H96ZM147 96V95H146ZM224 96V97H223ZM242 96H244V97H242ZM12 97V98H11ZM24 97V98H23ZM48 99H47V98ZM70 97V98H69ZM78 97V98H77ZM92 97H93V99H92ZM211 97V98H210ZM235 97V98H234ZM238 97V98H237ZM247 97V98H246ZM15 98V99H14ZM17 98V99H16ZM29 98V99H28ZM91 98V99H90ZM222 98H223V100H222ZM227 98L228 99H230V100H227ZM234 98V99H233ZM250 98V99H249ZM14 99V100H13ZM56 101H55V100ZM69 99V100H68ZM74 99V100H73ZM78 99V100H77ZM85 99L87 100L86 102H87V104H86V102H85ZM134 99V98H133ZM216 99H218V100H221V101H224V99H225V102H222L223 103V105L224 106H222V105H220V104H222V103H220L219 101H216ZM236 99V100H235ZM239 99H241V100H239ZM242 99H243V101L244 102H247V104L245 103L244 105H243V103L244 102H242ZM244 99H249L248 101H250V103H248V101H245ZM17 100V101H16ZM34 100V101H33ZM42 100V101H41ZM44 100V101H43ZM66 100V101H65ZM84 100V101H83ZM90 100V101H89ZM136 101H137V99H135ZM135 100H134V102H135ZM13 101V102H12ZM36 101V102H35ZM37 101H39V102H37ZM47 101V102H46ZM63 101V102H62ZM69 101V102H68ZM80 101H81V103H80ZM130 101V100H129ZM216 101V102H215ZM233 103L234 104V102L235 101H237V103H235L234 105H232V104H228V103ZM242 102V105H241V102ZM0 103V104H2V106H3V103ZM20 103V104H18V103ZM33 102V103H32ZM51 102V104H49ZM54 102H55V105H54ZM75 102V103H74ZM145 102V101H144ZM219 102V103H218ZM226 102H228V103H226ZM254 102H256V104L257 105H253L254 104ZM23 103H24V105H23ZM35 103V104H34ZM64 103V104H63ZM66 103V104H65ZM73 103V104H72ZM78 103H80V104H78ZM129 103V102H128ZM131 104H130V107H132L130 110H132L133 109V113H134V111L135 110H137V109H139L140 108V106H141V102L139 103V105L140 106H138L137 105V103H132V102H130ZM210 103V104H209ZM215 103V104H214ZM226 103V104H225ZM252 103V104H251ZM19 106H18V105ZM32 104H34L33 106H32ZM72 104V105H71ZM94 104V105H93ZM137 105V107L134 109V107L136 106H134L133 107V105ZM221 106V107H219V105ZM228 104V105H227ZM239 104L241 105V106H243V107H241V106H239ZM12 105V106H11ZM22 105V106H21ZM41 105V106H40ZM71 105V106H70ZM93 105V106H92ZM209 105V106H208ZM216 105V106H215ZM231 105H232V107H231ZM235 105H237V106H235ZM246 105V106H245ZM249 105H251V106H249ZM259 105V106H258ZM9 106V108L7 109V107ZM17 106V107H16ZM59 106V107H58ZM68 106V107H67ZM213 106H215L214 108H213ZM225 106H226V108H225ZM256 106H258L257 108H254V110H253V108L252 107H256ZM35 107V108H34ZM65 107V109H67V110H63V108ZM67 107V108H66ZM74 107V108H73ZM93 107V108H92ZM218 107L220 108V109H218ZM227 107H228V109H227ZM234 107H236V108H234ZM244 107H246V108H244ZM1 108V107H0ZM13 108V109H12ZM15 108V109H14ZM42 108V109H41ZM49 108V109H48ZM54 108V109H53ZM71 108V110L69 111L68 109H70ZM86 108H87V111H86ZM89 108V109H88ZM99 108V109H98ZM240 108H241V110H245V111H241L240 110ZM251 108H252V110H253V112L255 111V113H256V115L259 117V118H257L256 117V115H255V113L254 114H252L251 112H252V110H251ZM261 108V109H260ZM5 109V110H4ZM9 109H11V110H9ZM16 109H17V111H16ZM76 109H78V110H76ZM93 109V110H92ZM213 109H215V112H216V114L214 113V111H213ZM216 109L218 110V114H217V111H216ZM224 109H225V111L226 110H228V111H224ZM234 109V110H233ZM238 111H240L239 112V116H237V117H239V118H236V115H238L237 113H236V111L237 110ZM27 112H25V111ZM41 110H42V112H41ZM89 110V111H88ZM96 110V111H95ZM99 110V111H98ZM257 110H258V112H257ZM261 110V111H260ZM21 111V112H20ZM25 112V113H23V112ZM31 111V112H30ZM34 111V112H33ZM37 111V112H36ZM52 111H54V112H52ZM60 111V112H59ZM65 111V112H64ZM77 111H78V113H77ZM81 111V112H80ZM92 111H93V113H92ZM97 111H98V113H97ZM224 111V112H223ZM230 111V112H229ZM246 111H248V112H246ZM251 111V112H250ZM10 112H13V113H10ZM29 112H30V114H29ZM77 114H75V113ZM137 112H138V110H137ZM213 112V113H212ZM222 114H221V113ZM244 112H245V114H244ZM61 113H62V115H61ZM66 113V114H65ZM91 113V114H90ZM96 113V114H95ZM220 113V114H219ZM223 113H225L224 114V116L226 115H228L227 117L225 116H223ZM233 113V114H232ZM243 113V114H242ZM263 113V114H262ZM3 114H4V116L6 117V114H8V115H11L12 116V118L9 116H7L6 117V119H4L5 117H3ZM16 114V115H15ZM26 114V115H25ZM65 114V115H64ZM75 114V115H74ZM103 114V115H102ZM212 114H214V117H212L213 115ZM235 114V115H234ZM241 114L242 115H244V116H241ZM248 114H250V115H253V116H249ZM263 115V116H261V115ZM35 115V116H34ZM37 115V116H36ZM45 115V116H44ZM58 115V116H57ZM60 115V116H59ZM67 115V119H66V116ZM78 115H79V117H78ZM93 115V116H92ZM97 115V116H96ZM131 114H129V117L132 119V117L133 116H130ZM217 115V116H216ZM222 115V116H221ZM232 115H233V117L235 116V118H232ZM255 115V116H254ZM14 116H16V117H14ZM40 116V117H39ZM95 116V117H94ZM210 116L212 117V118H210ZM246 116H249V117H247L246 118ZM22 117V118H21ZM36 117H38V119L36 118ZM57 117V118H56ZM63 117V118H62ZM91 117V118H90ZM99 117H101L100 119H99ZM222 117L224 118V119H222ZM240 117H241V119H240ZM245 117V118H244ZM250 117H255L254 118V120H253V118H251L250 119ZM30 118H32V119H30ZM35 118H36V120H35ZM60 118V119H59ZM68 118H70V119H68ZM85 118V119H84ZM103 118V119H102ZM218 118V119H217ZM229 118H231L230 120H232L231 122H234V123H230V120H229ZM257 118V119H256ZM25 119H27L26 121H25ZM57 120L56 122H55V120ZM66 119V120H65ZM81 119V120H80ZM86 119H88V120H86ZM91 119V120H90ZM99 119V120H98ZM213 119H215L216 121H214ZM220 119H222L221 120V122L222 121H224V122H222L223 124V127L221 126V123L219 122L220 121ZM228 119V120H227ZM236 119V121H234ZM240 119V120H239ZM248 119V120H247ZM62 121V124L60 125L59 123ZM97 120H98V122H97ZM238 120L241 122V124H240V122H238ZM243 120V121H242ZM245 120V121H244ZM250 120H251V122H250ZM256 120H258V122L256 121ZM9 121H10V123H9ZM29 121V122H28ZM34 121V122H33ZM47 121H50V122H47ZM53 121V122H52ZM60 121V122H59ZM64 121H65V124H64V126L62 127V125H63V123H64ZM69 121H71V122H69ZM73 121V122H72ZM75 121V122H74ZM84 121V122H83ZM86 121H88L87 123H86ZM94 121V122H93ZM227 121V124H226V126L224 125L225 124V122ZM249 123H251V124H249ZM264 121V120H263ZM10 124V126H8L9 124ZM24 122V123H23ZM90 122V123H89ZM96 122V123H95ZM103 122V121H102ZM104 122H106V123H111L110 122V120H108L107 119V121L105 120ZM212 122V123H211ZM218 122H219V124H218ZM237 122V123H236ZM245 122V123H244ZM246 122H247V124H246ZM254 122H257V123H254ZM7 123V124H6ZM35 123V124H34ZM54 123V124H53ZM70 123V124H69ZM73 123V124H72ZM79 123V124H78ZM82 123H84V124H82ZM95 123V124H94ZM100 123V124H99ZM206 123H208V124H206ZM209 123H210V125H209ZM230 123V124H229ZM259 123V124H258ZM18 126H17V125ZM24 124V125H23ZM31 124V126H29ZM38 124V125H37ZM43 124H44V126H43ZM215 124V125H214ZM219 125V128H220V126H221V128L219 129L218 127H216V129L214 128V126H216V125ZM232 124H236L235 125V127H234V125H233V128H234V130H232ZM249 124V125H248ZM252 124H254V125H252ZM257 124L261 127L260 129L257 127ZM23 125V126H22ZM34 125V126H33ZM39 125H41V126H39ZM54 125V126H53ZM66 125V126H65ZM69 125H71V129H72V131H73V128H75V129H78V130H76V132H75V129H74V131H73V133H70L71 132V130H70V126ZM204 125V126H203ZM211 125H214L213 126V129H212V126ZM246 125V127L244 128L245 129V131L247 130L248 132H245V131H243L244 129H243V127ZM17 126V127H16ZM29 126V127H28ZM57 126H59V128H57ZM68 126V127H67ZM73 126V127H72ZM77 126H80V127H77ZM86 126V127H85ZM91 126V127H90ZM94 126V127H93ZM100 128H99V127ZM205 126H206V130L207 131H210L209 132V134L207 133V131L204 129L205 128ZM210 126H211V128H210ZM240 126V127H239ZM34 127V128H33ZM77 127V128H76ZM231 127V129H229ZM247 127H248V129H249V127H250V129L248 130L247 129ZM251 127H255V129L254 128H251ZM6 128L8 129L7 131H6ZM17 128H19V129H17ZM29 128V129H28ZM70 131H68L67 129ZM84 128V129H83ZM96 128H98V129H96ZM241 128H242V131H241ZM13 130V131H11V130ZM30 129H32V130H30ZM42 129V130H41ZM53 129V130H52ZM56 129H59V130H56ZM66 129V130H65ZM95 129H96V131H95ZM203 129H204V131H203ZM223 129H227V130H224L223 131ZM229 129V130H228ZM236 129L239 131H241V132H239V133H237L236 132ZM257 129H258V131H260L261 130V132L263 133V134H261V132H257ZM28 132H27V131ZM81 130H84L83 132L81 131ZM90 130V131H89ZM213 130V131H212ZM215 130V131H214ZM218 130H219V132L220 133H218ZM223 132V133H221V131ZM232 130V131H231ZM252 130H254V131H252ZM66 133V131H67V133L65 134L64 132ZM86 131V132H85ZM105 131V132H104ZM193 131H197L196 133L195 132H193ZM201 131H203V132H201ZM227 131V133L228 134H226V136H227V138H226V136H225V133L224 132H226ZM229 131V132H228ZM233 131H235L238 135H236L235 134V132H233ZM264 131V130H263ZM10 132V133H9ZM16 132V133H15ZM25 134H27V135H25ZM35 132V133H34ZM51 132V133H50ZM64 133L65 135H62V134H60V133ZM92 132H93V134H92ZM194 134H192V133ZM214 132V135L213 134H211V133H213ZM216 132V133H215ZM245 132V133H244ZM252 134H251V133ZM9 133V134H8ZM21 133V134H20ZM70 133V134H69ZM76 133V134H75ZM88 133V134H87ZM101 133H103V134H105V136H102V134ZM199 135H201V136H199ZM204 133V134H203ZM209 135V136H207V134ZM217 133H218V135H221V134H223V135H221L222 137H223V139L221 138V136H218L217 135ZM234 133V134H233ZM242 133V134H241ZM249 133H250V135H249ZM260 133V134H259ZM12 134H13V136H12ZM39 134V135H38ZM44 134V135H43ZM58 135V137H57V135ZM72 134H75V135H72ZM79 134H82V135H79ZM98 134H100V135H98ZM204 136H203V135ZM212 136H211V135ZM256 134V135H255ZM259 134V135H258ZM2 135V136H1ZM23 135H25V137L23 136ZM66 135H68V136H66ZM89 135V136H88ZM94 135V136H93ZM193 135V136H192ZM198 135V136H197ZM237 137H236V136ZM245 135V136H244ZM246 135H247V138L246 139H244V137H246ZM260 135H262V136H260ZM10 136V137H9ZM22 136V137H21ZM52 136V137H51ZM54 136H55V138H54ZM63 136V137H62ZM102 136V137H101ZM218 138H216V137ZM225 136V137H224ZM229 136V137H228ZM239 136H240V139H239ZM242 136V137H241ZM254 138V139H256V140H254L253 139V141H252V139L250 140V138ZM254 136V137H253ZM257 136H259V137H263V139L261 140V138H257ZM7 138V140L6 139H4V138ZM15 137H19L18 138V140H17V138L16 139H14ZM57 137V138H56ZM80 137H82V138H80ZM90 137H92V138H90ZM96 137H98V138H96ZM200 137V138H199ZM212 137V138H211ZM213 137H215V140H214V138ZM220 137V138H219ZM234 137V138H233ZM30 138H32V139H30ZM61 138V139H60ZM63 138V139H62ZM80 138V139H79ZM195 138V139H194ZM201 138H203V139H201ZM205 138H206V140H205ZM212 140V141H210V139ZM225 138H226V140H225ZM242 138H243V140H244V142H242L243 140H242ZM3 139V140H2ZM8 139H9V141H8ZM13 139V140H12ZM19 139H20V142H18L19 141ZM55 139H58V140H55ZM66 139V140H65ZM87 139V140H86ZM107 140H108V138H106ZM118 139H120L119 137H118ZM117 138L115 139V140H118ZM217 139V140H216ZM228 139H230V140H228ZM15 140L17 141V142H15ZM84 140V141H83ZM91 141V142H88V141ZM192 140H194V141H192ZM201 140V141H200ZM204 142H203V141ZM222 140V141H221ZM232 140H234V141H232ZM241 140V141H240ZM246 140H248L247 142H245ZM258 140L260 141L261 140V142L262 143H260L259 144V142H258ZM3 141V142H2ZM4 141H8V142H10V145H9V143L8 144H5L4 143ZM21 141H23L22 143H21ZM73 143H72V142ZM199 141L202 143V145L204 146H202V145H200L199 146V144H201V143H199ZM205 141L206 142H208L207 144L209 145H205ZM217 141V142H216ZM225 141L227 142L226 144H228V145H226L225 144ZM252 141V142H251ZM256 141V144L255 143H253V142H255ZM14 142L16 143V144H14ZM84 142V143H83ZM93 142V143H92ZM210 142H211V144H210ZM230 142H232V144H234L232 147H231V143ZM242 142V143H241ZM251 142V143H250ZM17 143H18V145H19V143H20V145L18 146L17 145ZM27 143V144H26ZM63 143V144H62ZM69 143V144H68ZM77 143V144H76ZM78 143H80L79 144V146H77L78 145ZM191 143V144H190ZM199 143V144H198ZM214 143H219L218 145L217 144H214ZM238 143V144H237ZM240 143H241V145L243 146V144H245V143H247V144H245L246 146H244V147H242L241 145H240ZM258 143V144H257ZM4 146H3V145ZM23 144V145H22ZM26 144V145H25ZM68 146H67V145ZM70 144H71V146H70ZM171 144V143H170ZM197 145V148H196V145ZM222 145V147H221V145ZM223 144H224V146H225V149H224V147H223ZM236 144V145H235ZM253 144V145H252ZM12 145L14 146V148L15 149H17V150H15L13 147H12ZM16 145V146H15ZM31 145V146H30ZM73 145V146H72ZM84 145V146H83ZM193 145V146H192ZM230 145V146H229ZM239 145V146H238ZM250 145H251V149L252 150H250V152H249V150H248V148L250 149ZM258 146L259 148H256V146ZM263 145V146H262ZM10 146H11V148H10ZM27 146V147H26ZM33 146H35V147H33ZM83 146V148H81ZM88 146V147H87ZM104 146V147H103ZM106 146L107 145H101V146H99V148H97L96 149V151L97 150H100V148H101V150H105V148H106ZM202 146V151H201V149H199L200 147ZM210 146H215L214 148H213V150H211V147ZM227 146H229V147H231V148H229V147H227ZM3 147V148H2ZM17 147V148H16ZM18 147H20V148H18ZM57 147V148H56ZM70 147V148H69ZM170 147V146H169ZM199 147V148H198ZM208 147V148H207ZM210 147V148H209ZM221 147V148H220ZM240 150V151H238V149ZM44 148V150H42ZM67 148V149H66ZM80 148H81V150H80ZM171 148V147H170ZM192 148H194V151H196V153L194 154L192 151H190V149L191 150H193ZM207 148V149H206ZM223 148V149H222ZM229 148V149H228ZM241 148H245L244 149V151H245V153H244V151H243V149H241ZM247 148V149H246ZM6 149V150H5ZM22 149V150H21ZM26 149V150H25ZM48 149V150H47ZM60 149V150H59ZM66 149V150H65ZM72 149V150H71ZM85 149H88L90 152H92V153H90L88 150L85 152L84 150ZM172 149V148H171ZM184 149V150H185ZM204 149V150H203ZM208 149H210V151L208 150ZM233 149H234V151H233ZM237 150V153H236V150ZM255 149V150H254ZM257 149V150H256ZM19 150V151H18ZM31 150V151H30ZM206 150V151H205ZM215 150H217V152H214ZM228 150H232L231 152L230 151H228ZM242 150V151H241ZM258 150H260V151H258ZM22 151H24V152H22ZM27 151V152H26ZM56 153H55V152ZM63 151H64V153H63ZM69 151V152H68ZM204 151V152H203ZM219 151V152H218ZM248 151V152H247ZM255 151H258V152H255ZM15 152V153H14ZM18 152H20V153H18ZM23 153V156H22V153ZM35 152H37L38 153V155H37V153H35ZM42 152H43V154H42ZM50 153V152H52L53 154H46V156L44 155V153ZM75 154H74V153ZM171 152L173 153V150H171ZM168 153L167 155H166V157L167 156H171L170 157V164H172V163H174L175 165H176V163H178L177 161H176V158L174 159V158H172V157H176L174 154H172V153ZM194 154V155H190V154H192V153ZM226 152V153H225ZM235 152V153H234ZM242 152V153H241ZM255 152V153H254ZM31 153V154H30ZM77 153V154H76ZM211 153V154H212ZM234 153V154H233ZM238 153L240 154V155H238ZM247 153H249V154H247ZM260 153V154H259ZM19 154V155H18ZM71 154V155H70ZM171 154V155H170ZM227 154V155H226ZM230 154V155H229ZM249 156H247V155ZM261 154H263V155H261ZM8 155V156H7ZM31 155V156H30ZM43 155V156H42ZM61 155V156H60ZM197 155V156H198ZM234 157H233V156ZM244 155V156H243ZM7 156V157H6ZM12 156H13V158H12ZM28 156V158H26V157ZM30 156V157H29ZM57 156V157H56ZM69 156V157H68ZM72 156V157H71ZM237 156V157H236ZM239 156V157H238ZM21 157V158H20ZM36 157V158H35ZM42 159H41V158ZM43 157H45V158H43ZM50 157V158H49ZM55 157H56V159H55ZM63 159H62V158ZM74 157H75V159H74ZM198 157H201V156H198ZM242 157H244V158H242ZM16 158V159H15ZM35 160H34V159ZM38 158V159H37ZM40 158V159H39ZM65 158V159H64ZM231 158V159H230ZM234 158V159H233ZM238 158V159H237ZM240 158H242V160L240 159ZM5 160V162H4V160ZM31 159V160H30ZM43 159H45V160H43ZM49 159V160H48ZM59 159H61V160H59ZM229 159V160H228ZM241 161H240V160ZM1 160H3V162L1 161ZM15 160V161H14ZM18 160V161H17ZM25 160V161H24ZM34 160V161H33ZM37 160V161H36ZM41 160V161H40ZM43 160V161H42ZM66 160V161H65ZM78 160V161H77ZM173 160V161H172ZM175 160V161H174ZM228 160V161H227ZM236 160H238V161H236ZM36 161V162H35ZM45 161H46V163H50L51 165H52V163H54V161H57L58 163V166H56L55 165V163H54V165H52V167L51 166H48L49 165V163L48 164H46L45 163ZM51 161V162H50ZM69 161V162H68ZM77 161V162H76ZM81 161H82V163H81ZM166 161L167 160H165V163H166ZM171 161H172V163H171ZM184 161V160H183ZM183 161H181L180 163H182ZM227 161V162H226ZM249 161V160H248ZM263 161V162H262ZM18 162H20V163H18ZM29 162V163H28ZM31 162V163H30ZM39 162L41 163V166L43 167H45L46 168V170H45V168L42 170L41 168V166H39ZM42 162H43V164H42ZM67 164H66V163ZM75 162L78 164V165H76L75 164ZM80 162V163H79ZM92 162V161H91ZM176 162V163H175ZM195 162V161H194ZM194 162H193V164L191 163L190 165H189V167L190 166H195V167H197L198 168V165H199V168L197 169V170H199V173H203V171H205L206 170V168L204 167V165H202V167H200L201 165L200 164H198V162H196L197 164H195L194 165ZM242 162H243V165H242ZM16 165H15V164ZM35 163V164H34ZM59 163H61V165L59 164ZM63 163V164H62ZM65 163V164H64ZM228 163H230L231 165H229ZM239 163H241L240 165H239ZM27 164H29V165H27ZM30 164H33L34 165V173L35 174H32L33 175V178H32V180L33 179H37V177H38V175H39V173H40V175H42L41 177L42 178H44L43 180H44V182H43V180H42V178L39 180V182L37 183V184H33V186H35L34 187V189H33V187H31L33 190H35L33 193L31 192V188L27 191V192H23L22 193V195H21V191L20 192H18V190H16L15 189V185H16V183L13 185V184H11V185H13L12 187H11V185H9V181H8V179L9 180H11L13 177H15V178H17L18 179V177H17V175H18V170H21L24 166L25 167H28L29 169H30ZM75 164V165H74ZM126 164V163H125ZM174 164H172V165H174ZM185 163L183 162L182 163V165H184ZM226 164V165H225ZM229 166H228V165ZM47 165V166H46ZM66 165V166H65ZM68 165V166H67ZM80 165V166H79ZM82 165V166H81ZM223 165H225V167L223 168ZM238 165V166H237ZM6 166V167H5ZM73 166L75 167V168H73ZM226 166H228V167H226ZM231 166H232V168H231ZM17 169H16V168ZM22 167V168H21ZM24 167V168H25ZM31 167L33 168V166L31 165ZM37 167H39V169L41 170V171H39V169L37 168ZM49 167H51V168H49ZM58 170V171H60V172H58L55 168ZM58 167H60V168H58ZM62 167V168H61ZM77 167H78V169H77ZM170 167H172L171 165H170ZM183 167V166H182ZM195 167H194V169H195ZM5 168H6V171H5ZM15 168V169H14ZM23 168V169H24ZM35 168L37 169V170H35ZM54 168V169H53ZM64 168V169H63ZM72 168V169H71ZM181 167L180 166H178V168L176 169L177 170V173H178V177L180 176L181 177V174H182V172H181V170H182V168L180 169ZM239 168V169H238ZM10 169H11V171H10ZM51 169V170H50ZM69 169H71L70 171L72 172L73 170H74V174H73V172H72V174H71V172L69 171ZM77 169V171L79 172H77V171H75ZM224 169V170H223ZM227 170V172H226V170ZM1 170H3V172L1 171ZM10 172L9 173V175H8V171ZM44 170L46 171L45 173H42V171L44 172ZM67 170V171H66ZM196 170V169H195ZM196 170V171H197ZM262 170V171H261ZM17 171V172H16ZM30 171V173H32L33 171H32V169H30L29 170ZM51 171V172H50ZM52 171H54V172H52ZM58 173H57V172ZM65 173V174H67V175H62V174H64L63 172ZM223 171V172H222ZM224 171L226 172L225 174H224ZM251 171H253L254 172V170L253 169H251ZM55 172H56V174H55ZM76 172V173H75ZM198 172V171H197ZM229 172V173H228ZM1 173H2V176H1ZM6 173H7V175H6ZM52 173H53V175H52ZM70 173V174H69ZM78 173V174H77ZM238 173V172H237ZM263 173V174H262ZM3 174L6 176V178H5V176H3ZM48 174V175H47ZM60 174V175H59ZM222 174V175H221ZM224 174V175H223ZM229 176H228V175ZM14 175V176H13ZM45 175H47V176H45ZM70 175V176H69ZM73 175V176H72ZM251 175H253V173L251 174L250 173V180H251ZM19 176V175H18ZM51 176H53V177H51ZM64 176H67L65 179H64ZM223 176H225V177H223ZM46 177V178H45ZM49 179H48V178ZM50 177L52 178V181H50L51 179H50ZM57 177V178H56ZM175 177H176V181L177 182H175V180L173 181L174 182V184L172 185V190L173 189H175V188H173L174 187V185H176L175 187H176V189L178 190V189H181V190H178L180 193H178V191L177 192H175V194L174 193H172V195H171V193H170V199L167 201V202H165L166 204H165V206L167 205V206H169V204H171L169 207H164V210L166 211L168 208V210L165 212L164 210H163V205L161 206V207H159L158 209H157V207L155 208V211H156V213L157 214H159L158 213V211H160V208L162 209V213L163 214H161L162 216L165 214V217L163 216V218H165V223H163L164 224V229L163 228H159V230L158 229H156L157 230V234H155V237L153 236V240H154V242L151 244V245H153V246H151L150 245V249H149V251L151 250V248L153 249V247H154V245L158 242V244H159V241L162 243L163 242V240H162V238L160 237V235L161 236H163V239H164V243H162V245H168V247H167V249L170 251L171 250V248H173L170 252L165 248V251H163L162 252V254H161V256H160V259H162L160 262H159V260H158V262H159V264H161V263H163V264H202V261H203V264H207V263H209V264H223L224 262L223 261H227V262H225L224 264H229V261H228V256L227 255H225L224 256V253H223V247H221L220 246V249H218V248H216V245H218L217 244V242H215L214 243V241H213V239L215 238V237H219V235H221L222 234V236H223V234L224 235H233V236H236L235 234H233V233H235L234 231V225H235V221H233V219H231L232 220V222L230 221V223H232V224H230L231 225V227H230V225H228V232L227 231H225V229H224V227H225V224H227V222H228V219H230V218H232L231 216H229V215H231L232 213H233V218L234 217H236V215H238V213H237V211H239V209L238 208H240V206H237L239 203H240V201L239 200H236V202H234L233 201V199H232V197H231V194H233V190H232V188L230 189H226V191L224 192V193H226V195L223 193L222 195H221V197H220V199L219 200H213V201H209L210 203H207V207L208 208H203V209H201V208H199V209H201V214L203 213V216L201 215V217H205L204 215L205 214H207L206 213V211H205V214H204V209H208V211L210 212V215L211 216H209V212H208V215L207 216H209V218H207L206 219V221H205V223H206V225H205V223H204V226H203V224H201L200 222V224H198V227H197V225H196V227H194L193 225H194V222H193V220L194 219H192V217H189L190 215L189 214H187V213H185V211L184 212H182V208H184L185 209V206H181L180 207V205L182 204L181 203V200H178L179 199V196L180 195H182V193H183V191H184V186H185V184H186V179H184V177H182V178H180L179 177V179L182 181V185H178V183L180 182L181 183V181L180 180H178V177H177V175H175ZM228 177V178H227ZM5 178V179H4ZM8 178V179H7ZM56 178V179H55ZM59 178V179H58ZM70 178L72 179V180H70ZM62 179H63V181H62ZM6 182H5V181ZM47 180H49V181H47ZM53 180H57V181H53ZM229 180H230V182H229ZM69 181V182H68ZM71 181V182H70ZM92 181H94V180H92ZM91 181V183H93ZM179 181V182H178ZM260 181V182H259ZM41 182V183H40ZM56 182V183H55ZM252 182V183H253ZM7 183V184H6ZM27 184H29V181L28 182H26ZM46 183H49L48 185H50V186H48ZM50 183H54L53 185L52 184H50ZM59 183H61L60 185H58ZM63 183H65V184H63ZM67 183V184H66ZM90 183V184H91ZM165 183V182H164ZM164 183L162 184V185H164ZM176 183V184H175ZM55 184H56V186H59V187H57L56 188V186H55ZM168 184H169V182H168ZM19 184L17 183V185H16V187L18 186ZM36 185H38V187H41V188H39L38 189V187L36 186ZM46 185V186H45ZM63 185V186H62ZM68 185V186H67ZM71 185V187H72V190H71V188L69 187ZM75 185V186H74ZM80 185L81 186H83V185H86V187L87 188H85L86 190L85 191H83L82 190V197L80 198V199H84V198H86L85 200L86 201H88L89 202V195L88 194H85L86 192L88 193V190H89V185H87V184H85V183H83V184H81L80 183ZM254 185V184H253ZM48 186V187H47ZM52 186H53V190H52ZM66 186V187H65ZM179 186V187H178ZM8 187V188H7ZM50 187V188H49ZM63 187V188H62ZM258 187H259V189H258ZM19 188V190H21V188L20 187H18ZM28 188H29V185H28ZM54 188H56V189H54ZM61 190H60V189ZM59 189V190H58ZM65 189V190H64ZM67 189V190H66ZM57 190V191H56ZM232 190V191H231ZM10 191H12V192H10ZM30 191V196H29V194H28V192ZM36 191H39V192H41L42 191V193H38V192H36ZM65 191V192H64ZM228 191H229V193H228ZM7 192V193H6ZM13 192H15V193H13ZM18 192V193H17ZM48 192V191H47ZM59 192L62 194V198L60 197L59 198V196L60 195H58L57 196V194H59ZM68 192V193H67ZM85 192V193H84ZM232 192V193H231ZM20 193V194H19ZM27 195H26V194ZM34 193H36V194H38L37 196H36V194H34ZM67 193V194H66ZM83 193H84V196H83ZM231 193V194H230ZM17 194V195H16ZM25 194V195H24ZM228 194H230L229 196H228ZM13 195H16V196H14L13 197ZM24 195V196H23ZM40 195V196H39ZM71 196H73V198H71V197H69V200H72V202L70 201L69 203L70 204H75L76 202H74L75 200H74V195H72V193L70 194ZM223 195H225V197L223 196ZM1 196H2V198H4L5 197V199L8 197V196H12L11 198L13 199V198H15V199H11L10 201L12 202V204L14 203H16L15 205H17V206H20L21 208H22V210H24L26 213H27V215H26V213L24 212V211H22V210H20L19 209V207H17L18 208V210L16 211L17 212V214L15 215L16 217L15 218H13L12 219V217H10V216H8V218H7V212H9V211H7V212H5L6 210H9V209H11V206H12V204L10 205L9 203V199H10V197H8V200L6 199L5 201H7L6 202V204H9L8 206H10V207H8L6 204H5V207H4V203L3 202H5L4 201V199L2 200V198H1ZM17 196H19V197H22L21 199H23V200H21L19 197H17ZM27 196V197H26ZM35 196V197H34ZM78 196H80L79 194H78ZM78 196H76L77 198H78ZM156 198L157 196L156 195H152L151 196V198L153 199V201H152V199H151V202H152V204L154 205V200H155V198ZM24 197H25V200L27 201V203H25V200H24ZM30 197H32V198H30ZM33 197L34 198H36L35 199V201H33V203H32V199H33ZM174 197H175V199H174ZM187 197V196H186ZM185 197V198H186ZM18 198V199H17ZM28 198V199H27ZM59 198V199H58ZM65 198H66V196H65ZM76 198V199H77ZM30 199H31V202H30ZM38 199V200H37ZM159 199V198H158ZM258 199H259V201L257 202L256 200H255V203H257L256 204V206H257V211H256V213H255V219L257 218V220L256 221H254L255 222V225H256V227H257V229H260L259 228V224L262 222V221H264V199L263 198H260V197H258ZM263 199V200H262ZM15 200H16V202H15ZM19 200H21L22 201V205H21V201H20V203L19 202H17V201H19ZM37 200V201H36ZM65 200V199H64ZM173 200H176V201H173ZM185 200H188V199H185ZM261 200V201H260ZM0 201V202H1ZM24 201V202H23ZM159 201H161L160 199H159ZM173 201V202H172ZM228 201H229V203H228ZM232 201V202H231ZM36 202V203H35ZM163 202V201H162ZM218 202V203H217ZM222 204H221V203ZM32 203V204H31ZM168 203V204H167ZM173 203V204H172ZM229 205H228V204ZM237 203V204H236ZM249 203H251V202H248V204ZM259 203H261V204H259ZM18 204H20V205H18ZM24 204V205H23ZM26 204H27V206H28V208H26ZM28 204H31V205H28ZM35 204V205H34ZM77 204V203H76ZM219 204V205H218ZM227 204V205H226ZM3 205V206H2ZM179 205V206H178ZM218 205V206H217ZM223 205H225L224 207H223ZM233 205H236V206H232ZM23 206L25 207V209H23ZM30 206V207H29ZM35 206V207H36ZM206 206V205H205ZM204 206V207H205ZM221 208H220V207ZM227 206V207H226ZM260 206V207H259ZM2 207L4 208L3 210L4 211H2ZM8 207V208H7ZM34 207V208H35ZM172 207V208H171ZM179 207H180V209H179ZM215 207V208H214ZM233 208V210L231 209V208ZM6 208V209H5ZM30 208V209H29ZM34 208H33V210H34ZM219 210H218V209ZM222 208H223V210H222ZM228 208H230V212H229V209ZM28 209V210H27ZM236 209H238V210H236ZM243 209V208H242ZM21 211V213H20V211ZM98 210V209H97ZM228 210V211H227ZM231 210L233 211V212H231ZM18 211H19V213H18ZM217 211V212H216ZM1 212H5L4 214H6L5 216H3L4 214L3 213H1ZM175 212V213H174ZM176 212H177V214H179V215H177L176 214ZM212 212V213H211ZM215 212V213H214ZM227 212H229V213H227ZM235 212V213H234ZM99 213H101V212H99ZM172 215H171V214ZM22 214V215H21ZM25 214V217L23 216ZM185 214V215H184ZM218 214H219V216H218ZM221 214V215H220ZM229 214V215H228ZM236 214V215H235ZM14 215V214H13ZM20 215H21V218H20ZM175 215V216H174ZM183 215V216H182ZM215 215V216H214ZM225 215H227V216H225ZM148 216V215H147ZM185 216V217H184ZM230 217V218H226V217ZM258 216V217H257ZM4 217H5V219H4ZM19 218V219H16V218ZM71 217L72 218H75V217H73V215H71ZM70 217V218H71ZM181 217V218H180ZM198 217H199V215H198ZM212 219H211V218ZM218 217V218H217ZM23 218V219H22ZM177 218V219H176ZM181 220H180V219ZM184 218H186L185 220H184ZM189 218V219H188ZM224 218H226L225 220H224ZM16 219V220H15ZM76 220H77V218H75ZM170 219H172V220H170ZM174 219V220H173ZM204 219V218H203ZM235 219V218H234ZM4 220V221H3ZM7 220H10V222L9 221H7ZM20 220V221H19ZM215 220V221H214ZM260 220H261V222H260ZM18 221V222H17ZM168 221V222H167ZM170 221V222H169ZM190 221V222H189ZM209 221H213L212 223L214 224H212L211 222H209ZM223 221V222H222ZM227 221V222H226ZM258 221V222H257ZM83 221H82V218L80 217H78V223H82ZM147 223H146V225H148V226H150V221L149 220H147L146 221ZM182 222V223H181ZM193 222V223H192ZM216 222V223H215ZM8 223H9V225H8ZM14 223V224H13ZM160 223V222H159ZM169 223V225L168 226H166L165 224H168ZM208 223V224H207ZM20 224H22V225H20ZM156 224V223H155ZM213 225V227H212V225ZM262 225H264V222H262L261 223ZM171 225V226H170ZM191 225V226H190ZM217 225H219V226H216ZM232 225H233V227H232ZM15 226V227H14ZM158 227H159V225H157ZM175 226V227H174ZM208 226V227H207ZM184 227V228H183ZM202 227V228H201ZM218 227H220V228H218ZM229 227H230V229H229ZM172 228V229H171ZM189 228V229H188ZM205 228V229H204ZM215 228H216V230H215ZM231 228H232V230H231ZM17 229V230H16ZM166 229H169V230H167L166 231ZM211 229V230H210ZM218 229V230H217ZM179 232H178V231ZM183 230V231H182ZM207 230V231H206ZM211 232H210V231ZM215 230V231H214ZM222 230V231H221ZM16 231V232H15ZM176 231V232H175ZM159 232V233H158ZM169 232H170V234H169ZM182 232V233H181ZM196 234H195V233ZM214 232H215V234H214ZM219 232V233H218ZM12 233V234H11ZM184 233V234H183ZM192 233L193 234H195L196 235V239L194 240V241H192V236H194V235H192ZM197 233H198V235H197ZM199 233H201V234H203V235H205V234H207V239L205 240L206 242H204V244H203V246L201 245V243H200V241L198 242V240H199V238L201 237L200 235H199ZM205 233V234H204ZM211 233H213L212 235H211ZM228 233V234H227ZM8 234V235H7ZM167 234V235H166ZM181 234H182V236H181ZM16 235V237H14ZM171 235V236H170ZM179 235H180V237H181V239H180V237H179ZM211 237H210V236ZM19 236V237H18ZM178 236V237H177ZM184 236V237H183ZM200 236V237H199ZM212 236H214V237H212ZM227 236V237H228ZM10 237V238H9ZM159 237V238H158ZM170 237V238H169ZM173 237H175L176 239H175V241H173L174 240V238ZM184 239H183V238ZM223 237H225V236H223ZM12 238V239H11ZM16 238H18V243H16V242H14V241H17V239ZM167 238V239H166ZM211 238V239H210ZM213 238V239H212ZM7 239H8V242H7ZM10 239V240H9ZM16 239V240H15ZM156 239H159L157 242H155L156 241ZM170 239V240H169ZM179 239V240H178ZM165 240H166V244H165ZM178 240V241H177ZM213 241V243H211V241ZM11 241H13L14 243H16L15 244V246H13L14 245V243H12ZM168 241V242H167ZM173 242V243H171V245L169 246V244H170V242ZM8 243V244H3V243ZM9 242L11 243V244H9ZM175 242V243H174ZM161 243H160V246H162L161 245ZM177 243V244H176ZM195 243V244H194ZM205 243H207V245L209 244V246L207 247V245H205ZM3 244V245H2ZM173 244H176V245H174L173 246ZM193 244V245H192ZM198 244H200V245H198ZM212 246H211V245ZM5 245V246H4ZM9 245V246H8ZM82 245V244H81ZM84 245V244H83ZM204 245H205V247H207V248H210V249H206V248H204ZM2 246H4V247H2ZM13 246V247H12ZM17 246V247H16ZM197 246V247H196ZM200 246V247H199ZM223 246V245H222ZM12 247V248H11ZM196 247V248H195ZM213 248V250H214V247H215V252H213V250H212V248ZM14 248V249H13ZM189 248V249H188ZM192 248V249H191ZM203 248V249H202ZM81 249H83V247H81ZM200 249V250H199ZM204 249H206V250H204ZM225 250L226 249H228V247L226 248V246H225V248H224ZM6 250H8V251H6ZM84 250V249H83ZM192 250V251H191ZM196 250H198V251H196ZM202 250V251H201ZM219 250V251H218ZM82 251V250H81ZM190 251V252H189ZM200 251H201V253H200ZM206 251V252H205ZM211 251V254L209 253ZM17 252V253H16ZM82 252H87V253H85V254H82V255H85V256H82L81 258L78 256L77 257V261H79V259H80V261L77 263H74V264H90V257H89V254H90V249H89V251H87V248H86V250H84V251H82ZM194 252V253H193ZM196 252H197V254H196ZM199 252V253H198ZM203 252V253H202ZM219 252V253H218ZM173 253V254H172ZM207 253V254H206ZM213 253H216V254H218V255H214ZM5 254V255H4ZM19 256H18V255ZM200 254V255H199ZM204 254V255H203ZM210 254V255H209ZM221 254H222V256H221ZM4 255V256H3ZM151 256L150 257H152V254H150ZM166 255V256H165ZM189 255V256H188ZM193 255H195V256H193ZM204 256V257H197V256ZM18 256V258H16ZM80 256H81V254H80ZM148 256H149V254H148ZM211 256V257H210ZM215 256V257H214ZM19 257H20V259H19ZM83 257H85V258H83ZM172 257V258H171ZM188 257V258H187ZM194 257H196L195 259H194ZM210 257V258H209ZM22 258V259H21ZM88 258V259H87ZM159 258V257H158ZM184 258V259H183ZM203 258H205V259H203ZM212 258V259H211ZM217 258V259H216ZM17 259V260H16ZM189 259V260H188ZM208 259V260H207ZM213 259H214V261H213ZM27 261V262H23V261ZM82 260V261H81ZM156 260V261H155ZM169 260V261H168ZM193 260V261H192ZM209 260H211V262H208ZM221 260H223V261H221ZM19 261H21V263H18ZM85 261V262H84ZM188 261V262H187ZM195 261V262H194ZM9 262V263H8ZM17 262V263H16ZM156 262V263H155ZM182 262V263H181ZM207 262V263H206ZM146 264H150V262L148 263H146ZM153 264H158L157 263V258H155V259H153Z\"/></svg>",
    "mask_w": 264,
    "mask_h": 264
}]
</instances>
